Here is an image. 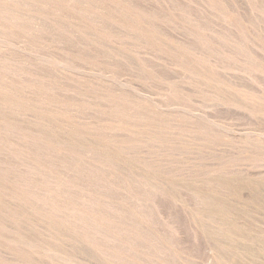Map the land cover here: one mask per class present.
<instances>
[{"label":"rangeland","instance_id":"374dc122","mask_svg":"<svg viewBox=\"0 0 264 264\" xmlns=\"http://www.w3.org/2000/svg\"><path fill=\"white\" fill-rule=\"evenodd\" d=\"M128 1V2H127ZM130 1V2H129ZM138 1H139V3H138ZM181 1V2H180ZM187 1V2H186ZM194 2H192V0H184V1H182V0H161V2H160V0H122V2L123 3H129V5H132L131 7H135V8H139V7H141V9H138L139 11H143L144 13L146 12V14L147 13H150V14H153V17L154 16H158V18H157V16H156V18L152 21H149L148 20V23H146V21H145V23H144V21H140V23L141 24H139V25H141V26H144V25H142V22L147 26V28H148V30H149V27H150V29L152 28V29H156V31H157V34H155L154 35V37L153 38H156V40H159V41H161V43L163 44V46H164V48L166 47V46H168L170 49H174L175 47H177V48H175L176 50L178 49V50H180L182 47L184 48V49H186V51L188 52V59H192V60H196V59H198V61L200 62H202L203 64H205L206 65V67H208V69H210V70H212V72L211 71H207V76H213L217 81H218V86H221V87H224V88H222V90H224V92L227 94V95H229V96H231V97H235L234 95H235V93L238 95V96H240V97H242V96H245L247 99H251V98H253V99H255L256 101H262V102H264V53L263 52H261L259 49H260V47L258 48V46H264V16H262V15H264L263 13H264V11L262 12V11H260V12H257V13H255V14H257L256 16L255 15H253V14H250V7H251V3H253V2H255V0H213V1H215V2H219V4L221 5H223L224 7V9L225 8H227L228 10H229V13H231V14H233L234 16H236V18H237V23L235 24V26H233V25H226L225 23H223V20H222V18L221 17H219L218 15H216L210 8L208 9V10H210V12L208 11V10H204L203 9V6L200 4V0H193ZM198 1V2H197ZM227 1H228V3H227ZM236 1V2H235ZM252 1V2H251ZM17 2H18V4H17ZM17 2L15 3V5L17 6H15L16 8H18V7H20V12L21 11H23V13H22V15H24V14H28V17L30 16V20L28 21V20H25V17L23 18V19H21V20H19L18 21V23L16 22L15 24H17V25H19V22L21 23V27H24V28H27L28 26H30L31 27V25H30V23L31 24H35L36 26H34V24H33V26H34V28L29 32V35L31 36V38L29 39L31 42H30V45H29V40L28 41H26L25 43H24V45H23V43L21 44V49L23 50V46H25L26 44H28V46L27 47H25L24 48V50H25V52H23L22 50H19V51H17V50H15V48L13 49V47H6V45H4V42L2 41L3 39L5 40L6 38L8 39V38H11V40H13V41H16V39H15V37L14 36H11V32L13 33L14 31H17V29H15V28H12L11 29V32L9 31V30H7V31H4V32H2L3 34H1V36H0V63L2 64V62L4 61V60H8V59H10L11 61V66H10V63H9V61L7 62V63H9V65L6 63V65H5V67H7V69L6 68H1V66H0V84H1V88H0V91L2 92V90H4L3 88H5V89H7L8 90V88H11L10 90H9V92L13 95V97L15 96H17L18 95V93H19V95H20V92H21V94L22 93H24V94H26V96H24V95H22V96H24L23 98L25 99H23L22 97H21V95L19 96V97H16L15 99L17 100H24V101H22L21 103H17L18 105H20V107H17V106H10V107H8L9 105L8 104H6L4 107L2 106L1 108H0V110L2 111V112H5V113H7V114H9V116H10V113L12 114L11 115V118L12 119H14V121H16V119H17V122L19 121L20 122V124L21 123H23L22 124V126L25 124V126H28V127H33V125H34V122L36 123L37 122V124H35L34 125V127L35 126H37L38 125V128H39V124L38 123H40L41 122V120H40V118L38 117L37 118V116L35 117V118H37V119H39V122L37 121V119H35V118H30L28 115L30 114L29 113V111L27 110V109H25L26 108V106H28L29 104H28V102L30 103V105H31V102H32V100L34 101V102H32L33 104L35 103V105H37L39 108L42 106V104H43V106H42V108H45V105H47V104H45L42 100H44V99H46V97H48V100L49 101H53V102H55L58 106H60V107H58V109H57V111H58V113H55L54 111H53V113L51 112V118H50V116H49V112H48V114H46V115H44L43 114V116L44 117H46L48 120H50L51 121V119H54L53 117H59L60 118V116H61V118H62V120H65V118L66 119H68L67 121L70 123L71 122V124H75L76 126L78 125L79 126V128L81 127L82 129H83V131L85 130L86 131V129H87V131L89 132V134H87L88 132L86 131V133L84 134V135H82V136H85V137H78V138H84V139H86L87 140V138H88V141H91V142H94V144H98V145H102V143L104 142H106V141H110V139H112V141H110V142H108L107 143V145L111 148V149H116L117 148V154H119V157L122 159V160H128V161H130L131 162V164H135L134 166H136V167H143V168H145V167H147V168H145L146 170H149V171H151V172H153V173H157V174H160V176L161 177H163V179H161L162 180V182L163 183H166V185L168 186V187H166V185H164L163 183H161L160 181H157V182H153V183H155L156 185L159 183V185H153V184H151L149 181H148V183H146V180L143 178V180H142V178L139 180V177H137V175L135 174V173H132V172H130V171H127V170H123V167L122 168H120L119 166L117 167L116 166V164H114L113 162H111L109 159L107 160V161H105V163H104V165H102L101 166V163L102 162H99V164L97 163L96 164V162H94V164H95V166H94V168H95V170H97V171H95V172H99V170H100V173L102 172V174H99L100 175V178L98 177L97 178V173H96V177H94L93 179H94V182L92 183V185L88 188L87 186V183L90 185V180H87V177L88 176H92L93 177V173L91 172V170H93L92 168H91V170H90V172H89V170H87L86 168H83V169H81V170H78L77 171V174H76V172H75V170H74V172H68V171H66V174L68 173V175H67V178L68 177H70V175L71 174H74V175H71V179L73 178L72 176H75L76 175V177H77V179L74 177L73 178V181H74V179L76 180V183H77V180H78V175L80 174V179L78 180V182H80V185H81V187L83 186V188H85V189H87V190H89L90 192H93V193H95L96 195H98L99 196V198H101L102 197V200L101 201H103L104 202V198L105 199H107L108 201H110V202H108L107 200H105V201H107V207H106V202H105V206H104V204H103V206H102V209H101V207H99V209L98 208H96V209H94V211H97V212H100V213H102L103 211V214L105 215V216H109V215H113L114 216V214L113 213H116V211H115V209H114V206H115V203H116V205H118L117 203H121V204H123L124 203V205L126 204V206L128 205V203H129V205L127 206V207H130L131 209H132V207H133V210H135V211H138L139 212V215L141 216V217H144V218H142V220H144L145 222H146V220H147V223L146 224H148L149 226H145V222H144V225L142 226V225H139V226H135L136 227V230L137 231H139V232H141V233H143V234H146V235H149V236H151V238L148 240V242H145V243H141V242H139L137 245H138V248H137V251L138 252H140V255L142 254V258L141 259H143L144 258V264H167L168 262H169V264H172L173 263V261H174V263L176 264V262H177V264L179 263L176 259H177V257L174 255V258L172 257V255H173V251H172V253L167 249V253L166 252H164L165 250H161V247L159 248V246H161V244H159V243H157V241L155 240V239H159V238H155L156 237V235H159L160 234V237H162V241L163 242H165L166 243V245H168V247H169V249H171L170 248V246L171 245H173V249H175V252L177 253L178 252V254L179 255H181V257L182 258H185L186 257V255H187V258H185L186 260H188L187 262L189 263V264H191L192 263V261H193V263H194V261L196 262V263H194V264H240V256H239V254L238 253H236L237 251H235V249H234V251H233V248H232V250H231V252H229L230 251V249L231 248H229L228 249V247H227V252L225 251V249H224V251L225 252H223L222 250H223V248H219L218 246V244H220V242L221 243H223V242H228V240L229 239H226V240H224V239H221V238H223L224 236H225V238H226V236H227V233L226 232H223V231H225L224 229H225V226L223 227V229L220 231V229H219V225L220 224H222V221H221V219L219 218V217H213V218H206L207 216L206 215H202L203 214V207H204V204H202L201 202H198V201H196V197H197V195H200L201 193H205V195H207L208 197H210V199H212V200H214V201H219L222 205L223 204H226V205H230V206H232V209H231V211L228 213V217L232 220V219H238L239 218V214L237 213V211L238 210H234L235 209V207H236V205H237V201H238V197H237V192H236V185H237V183L239 182V181H241V180H249V181H251V180H253L254 178H255V176H252V174H258V170H260V168H256V165L258 166V165H260V164H264V118H263V116H264V114H260V115H254V114H251V113H249V111H247V110H245V109H242L241 107H236V106H234V105H227V103L225 104V101H223V100H225V99H223V97L224 96H221L222 97V99H220L221 97L220 96H217L215 93H214V90L211 88V87H208V86H206L205 84H203L202 82H200V80L198 81V80H195V78H193L192 79V76H191V79H190V75L188 74H185L184 72H182L181 70H179L178 68L176 69V67H175V69H173L172 67L173 66H171V62L170 61H173L172 59H171V57H168L167 55H168V53L166 54L165 52H167V51H163L162 49H159V48H157V49H155V48H151V47H146L145 48V46H143V45H145L144 44V40L143 39H135V41H134V39H132V37H129V38H126V37H123V39L122 38H119L117 35V33H121L120 31H118V29H116L112 24H110L109 22H107V21H102V24H104V25H102L101 24V21L99 20V19H97V18H95V19H97V22H96V20H91V21H86V22H88V23H94L95 22V24L94 25H96V26H99V27H101V28H104V33H106V34H113L114 35V33L116 34V35H114L113 36V40H110V41H104L105 39V36L103 37V35L99 32L98 33V35L99 36H97V37H93V38H91V37H88V36H85V35H80L79 34V32L80 31H85L86 30V28H84V27H86L87 26V24L85 23H80V27H78L77 29H75V27H74V25H76L77 24V22L75 21V20H72V19H70V21L68 20V22H67V20L66 21H60V24L61 25H63L62 27L64 28H61V25L59 24V25H57L55 22H53V25L54 26H51L52 25V23H50L49 21L48 22H44L42 19H41V22H39L40 21V19L38 20V15H36V14H38V12H36L37 11V9H39V10H42V9H44L45 10V8H44V6H45V4H44V6L42 7L41 5H40V3H41V1H40V3H38L39 2V0H36V1H34L33 0V2L32 3H28L26 0H17ZM63 2V1H62ZM180 2V3H179ZM184 2V4H182L181 5V3H183ZM186 2V3H185ZM249 2H250V4H249ZM61 3V2H60ZM126 3V4H127ZM135 3H136V5H135ZM166 3V4H165ZM172 3V4H171ZM202 3H204L205 5L207 4V3H205V2H203V0H202ZM216 3V4H217ZM32 4H36V7H37V9L34 7V6H32ZM63 4V3H62ZM64 4H65V2H64ZM69 4V5H68ZM67 4V2H66V6H68V7H72V5L70 4V3H68ZM165 4V5H164ZM176 4H177V6H176ZM179 4V5H178ZM189 4V5H188ZM198 4V5H197ZM226 4L228 5V6H226ZM20 5V6H19ZM57 5V4H56ZM71 5V6H70ZM141 5V6H140ZM158 5H159V8H158ZM170 5V6H169ZM186 5H187V7H186ZM200 5H201V8H200ZM220 5H218V7L220 6ZM222 5H221V7H222ZM23 6H25L26 7V9H25V7H23ZM51 6V5H50ZM180 6V7H179ZM23 7V8H22ZM30 7H31V9L32 10H34L33 12H31V10H28V8L30 9ZM42 7V8H41ZM46 7V6H45ZM81 7H83V5L82 6H80V9H81ZM84 7H86V6H84ZM189 7V8H188ZM51 8V7H50ZM49 7H46V9L49 11V9H50ZM150 8H152V10L150 9ZM162 8V9H161ZM175 8V9H174ZM194 8V9H193ZM196 8V9H195ZM22 9H25V10H22ZM53 11L55 10V9H57V8H54V7H52L51 8ZM83 10H84V8H82ZM144 9H147V11L146 10H144ZM171 9V10H170ZM173 9V10H172ZM191 9V10H190ZM192 9H193V11H192ZM203 9V10H202ZM227 9H225V10H227ZM27 10V11H26ZM36 10V11H35ZM52 10H50L49 12H51V13H53V11ZM86 10H88L87 9V7H86ZM163 10V11H162ZM166 10V11H165ZM179 10V11H178ZM180 10H181V12H180ZM186 11L187 10V13L186 12H183V11ZM195 10V11H194ZM196 10H197V12H196ZM228 10H227V12H228ZM85 11V10H84ZM89 11V10H88ZM152 13H151V12ZM189 11V12H188ZM162 12H163V14H162ZM31 13V14H30ZM58 13H59V11H58ZM157 13V14H156ZM174 13V14H173ZM196 13H197V15H196ZM262 13V14H261ZM20 14V13H19ZM30 14V15H29ZM54 14H55V12H54ZM60 14V13H59ZM154 14H156V15H154ZM165 14V15H164ZM169 14H172L171 16H168ZM181 14H182V16H181ZM183 14H184V17H183ZM186 14V15H185ZM188 14H189V16H188ZM195 14V15H194ZM25 15V16H26ZM31 15H32V18H31ZM193 15V16H192ZM207 15H210L209 17L207 16ZM242 15V16H241ZM254 17V18H252V16ZM260 15H261V17H260ZM160 16V17H159ZM179 16V17H178ZM187 16V17H186ZM195 16V17H194ZM258 16L260 17V19H258ZM52 17V16H51ZM170 17V18H169ZM172 17H174V19L173 20H171V18ZM194 17V18H193ZM211 17H213V18H211ZM218 19H217V18ZM33 18H35V19H33ZM164 18V19H163ZM165 18H167V19H165ZM169 18V19H168ZM221 18V19H220ZM240 18V19H239ZM33 19V20H32ZM94 19V18H93ZM161 19V20H160ZM215 19V20H214ZM262 19H263V21H262ZM22 20H24V21H22ZM36 20H38V21H36ZM168 20V21H167ZM170 20H171V22H170ZM211 20V21H210ZM222 20V21H221ZM98 21H99V23H98ZM156 21V22H155ZM174 21V22H173ZM213 21H215V22H213ZM251 21H253L252 23H251ZM254 21L256 22V23H254ZM23 22H24V24H27V22H29V24H28V26L27 25H24L23 26ZM74 22V23H73ZM189 22V23H188ZM218 22V23H217ZM219 22H220V24H219ZM261 22H263V23H261ZM49 23H50V25H49ZM98 23V24H97ZM152 23V24H151ZM251 23V24H250ZM39 24H40V27H43V28H40L39 27ZM45 24H47L46 26H44ZM69 24H70V28H67V27H69ZM73 24V25H72ZM157 26H155V25ZM182 24V25H181ZM189 24V25H188ZM218 24V25H217ZM240 24V25H239ZM186 25V26H185ZM27 26V27H26ZM38 26V27H37ZM50 28H49V27ZM65 26H67V27H65ZM104 26V27H103ZM146 26L144 27L145 29H147L146 28ZM223 26V27H222ZM227 28H226V27ZM257 26V27H256ZM258 26H259V28H258ZM48 27V28H47ZM81 27H83V28H81ZM156 27V28H155ZM184 27V28H183ZM206 27V28H205ZM256 27V28H255ZM37 28V30H38V28H40V30H39V32H35V29ZM46 28V29H45ZM58 28V29H57ZM109 28V29H108ZM114 28H115V30H114ZM181 28V29H180ZM208 28H210V29H208ZM262 28V29H261ZM49 29V30H48ZM108 29V30H107ZM184 29V30H183ZM187 29V30H186ZM217 29V30H216ZM225 29H227L226 31H224ZM13 30V31H12ZM56 30V31H55ZM110 30H111V32H110ZM193 30V31H192ZM256 30V31H255ZM263 30V31H262ZM10 32V34H9V32ZM19 32L18 33H23L22 32V30L20 31V30H18ZM50 31V32H49ZM55 31V32H54ZM65 31V32H64ZM205 31H206V33H208V34H206L205 33ZM238 31V32H237ZM8 32V33H7ZM44 32V33H43ZM48 34V35H46V33ZM72 32V33H71ZM108 32V33H107ZM162 32H163V34H162ZM187 32V33H186ZM260 32V33H259ZM31 33H33L34 34V36H36V38H34L33 40H31L32 39V37H34L33 36V34H31ZM36 33H37V35H36ZM50 33V34H49ZM52 33V34H51ZM57 33V34H56ZM61 33L62 34H64V35H61ZM180 35H179V34ZM196 33H201V37L203 38V39H200L199 40V38H198V36H197V34H196V37H195V34ZM235 34V38H234V34ZM240 33V34H239ZM245 33V34H244ZM258 33V34H257ZM16 34V32L14 33V35ZM45 34V35H44ZM55 34V35H54ZM60 34V35H59ZM78 34V35H77ZM182 34V35H181ZM214 34V35H213ZM232 34V35H231ZM4 35H5V37H4ZM9 35V36H8ZM13 35V34H12ZM49 35H50V37H49ZM54 35V36H53ZM165 35H167V36H165ZM240 35H241V38H240ZM246 35H247V37H246ZM252 35V36H251ZM254 35V36H253ZM58 36V37H57ZM78 36H79V38H78ZM80 36H82L83 37V40H82V37H81V40H80ZM116 36V37H115ZM158 36V37H157ZM193 36V37H192ZM236 36H238V37H236ZM42 37V38H41ZM57 37V38H56ZM187 37V38H186ZM244 37V38H243ZM3 38V39H2ZM66 38V39H65ZM197 38H198V40H197ZM237 38H239V42L238 43H236V41H238L237 40ZM6 39V40H7ZM49 39H50V41H49ZM56 39V40H55ZM58 39V40H57ZM60 39V40H59ZM86 41H85V40ZM188 39V40H187ZM212 39H213V41H212ZM247 39V40H246ZM250 39V40H249ZM260 39H261V41H260ZM5 40V41H6ZM38 40H39V43H38ZM140 40V41H139ZM142 40V41H141ZM194 40V41H193ZM205 42H204V41ZM37 41V42H36ZM52 41V42H51ZM58 41V43H56ZM100 41H103V42H105L104 44H101V42ZM125 41H127V42H125ZM131 41H134V42H132L131 43ZM183 41V43H181ZM243 41V42H242ZM247 42V43H244V42ZM252 41H253V43H252ZM254 41H255V43H254ZM33 42V43H32ZM85 42H87V43H85ZM111 44H110V43ZM114 42V43H113ZM123 42V43H122ZM129 42V43H128ZM135 42H137V44H135L136 46L138 45V44H140V46H135L133 43H135ZM242 42V43H241ZM40 43H41V45H40ZM80 43V44H79ZM120 43H122V44H124L125 46H123L122 44H120ZM128 45H127V44ZM130 43H131V45H130ZM221 43V44H220ZM236 43V44H235ZM239 43H241L242 45H243V47H240V45H238ZM35 44V45H34ZM43 44H44V46H45V44L47 45L46 47H43ZM78 44V45H77ZM82 44V45H81ZM86 44V45H85ZM106 44V45H105ZM133 44V45H132ZM210 44V45H209ZM247 44L248 45V47H247V45H246V49H245V45ZM2 45V46H1ZM70 45V46H69ZM109 45H110V47H109ZM121 45H122V47H124L123 48V50L122 49H118L119 47H121ZM209 45V46H208ZM220 45H222L221 47H220ZM239 46V47H237V46ZM255 45H256V47H255ZM35 46H37V47H35ZM48 46H49V48H48ZM51 46H52V49H51ZM106 46H108V47H106ZM135 46V47H134ZM171 46V47H170ZM188 46V47H187ZM214 46H215V48H214ZM3 47H6L8 50H6V48L5 49H3ZM33 47H35V48H33ZM39 47H40V49H39ZM113 47V48H112ZM131 47H133V48H131ZM192 47V48H191ZM250 47V48H249ZM31 48V49H30ZM39 50V52H37V53H34V51L36 52V51H38L37 49ZM60 48V49H59ZM62 48V49H61ZM83 48V49H82ZM106 48L108 49V50H106ZM131 48V49H130ZM149 48V49H148ZM167 48V47H166ZM190 48V49H189ZM203 48H204V50H203ZM252 48V49H251ZM11 49H13V51L11 50ZM41 49H43V52H44V50H48V52L47 51H45L44 53L43 52H41ZM58 49H59V51H58ZM79 49H81V50H79ZM119 50V52H118V50ZM140 49V50H139ZM154 49H155V54L153 53L154 52ZM208 49H209V51H208ZM253 49L255 50V52L253 51ZM256 49H257V51H256ZM65 50H66V53H65ZM70 50V51H69ZM85 51V55H84V52L82 53V51ZM114 50V51H113ZM115 50H117V52H116V54H115ZM134 50H136V52L134 51ZM145 50V51H144ZM166 50H168V48L166 49ZM194 50V51H193ZM16 51V52H15ZM30 51V52H29ZM33 51V52H32ZM76 51H77V53H76ZM113 51V52H112ZM153 51V52H152ZM197 51V52H196ZM204 51H205V53H204ZM210 51H213V52H210ZM242 51V52H241ZM21 52V54H20V57H19V53ZM42 53V55H43V57H39L40 55H41V53ZM55 52H57V53H55ZM74 52H75V54H74ZM142 52H145V53H141ZM161 52V53H160ZM253 52V53H252ZM258 52V53H257ZM38 53H39V55H38ZM81 53V54H80ZM120 53H121V55H120ZM136 53V54H135ZM139 53V54H138ZM147 53H149V54H147ZM151 53H153V55L151 54ZM214 53V54H213ZM247 53V54H246ZM257 55H256V54ZM44 54H49V55H47V57L48 58H53V59H59V60H61V62H63V64H69V67H73L74 65H73V63L75 64V66L73 67L74 69H75V72L77 73V74H74V75H71V74H68V73H70V71L68 70V71H66L67 69H65V72H68L67 74L65 73L64 75H63V73H64V70H62V71H59V69H61V67L60 66H62V65H56V66H58V67H55V66H51V65H49V64H45V59H42V58H44ZM60 54H65V56L63 57L62 55H60ZM109 54H111L110 56H109ZM115 54V55H114ZM158 54V55H157ZM207 54V55H206ZM9 55V56H8ZM11 55V56H10ZM25 55V56H24ZM46 55H45V58H46ZM57 55H59V56H57ZM66 55L68 56V57H66ZM108 55V56H107ZM123 55V56H122ZM240 55H242V56H240ZM2 56V57H1ZM82 56V57H81ZM114 56V59L112 58V60H111V58L110 57H113ZM151 56V57H150ZM208 56V58H206ZM7 57V58H6ZM16 57H17V59H16ZM28 57H30V59L28 58ZM66 57V58H65ZM70 57V58H69ZM109 57V58H108ZM124 57V58H123ZM159 57V58H158ZM163 57V59H161ZM223 57V58H222ZM251 57V58H250ZM6 58V59H5ZM68 58V59H67ZM76 58V59H75ZM116 58H117V60H116ZM125 58H126V60H125ZM149 58V59H148ZM153 58V59H152ZM165 58V59H164ZM166 58H167V60H166ZM250 58V59H249ZM23 59V60H22ZM52 59V60H53ZM65 59H67V62H65ZM73 61H71V60ZM108 59V60H107ZM155 59V60H154ZM169 59V60H168ZM201 59V60H200ZM234 59V60H233ZM32 60H34V61H32ZM41 60V61H40ZM77 60V61H76ZM144 60V61H143ZM161 60V61H160ZM236 60H237V63H236ZM36 61V62H35ZM43 61V62H42ZM68 61H70V63H68ZM75 61L77 62V63H75ZM81 63H80V62ZM103 61L105 62V63H103ZM145 61H147V62H145ZM211 61V62H210ZM232 61H233V63H232ZM92 64H91V63ZM137 62V63H136ZM166 62V63H165ZM215 62V63H214ZM231 62V63H230ZM255 62V63H254ZM21 63V64H20ZM42 63V64H41ZM135 63V64H134ZM142 63V64H141ZM147 63V64H146ZM262 63V64H261ZM0 64V65H1ZM19 64V65H18ZM35 66H34V65ZM76 64H78L77 66H76ZM133 64V65H132ZM255 64V65H254ZM261 65V66H258V65ZM14 65L17 67H14ZM26 65H27V67H26ZM32 65V66H31ZM38 65V66H37ZM135 65V66H134ZM138 65V66H137ZM142 65V66H141ZM171 66V68H170V66ZM37 66V68H35ZM42 66V67H41ZM46 66L48 67V69L46 68ZM80 66V67H79ZM128 66V67H127ZM140 66L142 67V69L140 68ZM146 66V67H145ZM147 66H149L148 68H147ZM154 66V67H153ZM164 66V67H163ZM245 66V67H244ZM8 67H9V69H10V67H11V69L9 70V71H7L8 70ZM23 67V68H22ZM78 67H79V69H78ZM95 67V68H94ZM102 67V68H101ZM126 67V68H125ZM133 67V68H132ZM137 69H136V68ZM145 67V68H144ZM218 67H220V68H218ZM224 67V68H223ZM226 67V68H225ZM230 67V68H229ZM33 68V69H32ZM82 70H81V69ZM83 68H85V69H83ZM88 68H89V70H88ZM140 68V69H139ZM166 68V69H165ZM238 68V69H237ZM247 68V69H246ZM2 69V70H1ZM12 69H13V71H12ZM41 69V70H40ZM43 69V70H42ZM58 71H57V70ZM86 69H87V71L88 72H86ZM91 69H93V70H91ZM96 69V70H95ZM97 69H100V70H97ZM101 69H102V72L104 71V72H107V73H110V74H112L111 72H113V75H115L117 78H118V82L119 83H125L126 85L124 86L123 84H121L122 85V87H121V85L119 86V85H116V86H112L111 84H109V83H107V82H105L104 80H101V79H99L98 80V77H99V74H96V75H94V73H96L97 71H101ZM105 69V70H104ZM156 69V70H155ZM170 69H172L171 71H170ZM207 69V68H206ZM240 69V70H239ZM242 69H244V70H242ZM5 70V71H4ZM16 71V73H15V71ZM19 70H21V71H19ZM26 70V71H25ZM38 70V71H37ZM44 70H46V71H44ZM51 70V71H50ZM57 71V73L55 74L54 72H56ZM150 70V71H149ZM245 70H246V72H245ZM261 70V71H260ZM13 73H12V72ZM34 71V72H33ZM47 71H49V72H47ZM79 71V72H78ZM85 71V72H84ZM93 73H92V72ZM95 71V72H94ZM142 71V72H141ZM144 71V72H143ZM178 71H179V73H178ZM10 72V73H9ZM58 72H61V74H60V76H59V73ZM63 72V73H62ZM90 72V73H89ZM135 72V73H134ZM151 72H152V74H151ZM155 72V73H154ZM175 72H177L176 73V75H175ZM49 73V74H48ZM52 73V74H51ZM85 73V74H84ZM117 73V74H116ZM3 74V75H2ZM36 74V75H35ZM43 74V75H42ZM58 74V75H57ZM80 74V75H79ZM83 74V75H82ZM86 74H87V76H86ZM92 75V77L94 76V78L95 79H93L92 77V79H93V82H92V79L90 78V75ZM158 74V75H157ZM184 74L186 75V76H184ZM229 74V75H228ZM34 75H35V77H34ZM50 77H49V76ZM53 75V76H52ZM57 75V76H56ZM79 75V76H78ZM142 75V76H141ZM155 75H156V77H155ZM221 75H225V77H227L226 79H227V81H226V79H225V77L224 76H222L221 77ZM5 76H7V78L5 77ZM10 76H11V79H10ZM25 76V77H24ZM41 76V77H40ZM42 76H44V77H42ZM48 76V77H47ZM54 76H55V80H54ZM64 76V77H63ZM73 76V77H72ZM84 76V77H83ZM120 76H121V78H120ZM147 76H148V78H147ZM149 76H150V78H149ZM187 76H189V77H187ZM217 76H218V78H217ZM257 77V78H255V77ZM5 79H4V78ZM17 77V78H16ZM53 77V78H52ZM65 77H67V79L65 78ZM97 77V78H96ZM165 77H166V79H165ZM224 77V78H223ZM57 78V79H56ZM61 78H62V80H61ZM63 78L65 79V81L63 80ZM70 78H74L73 80H75V81H73V80H70ZM157 78V79H156ZM174 78V79H173ZM15 79V80H14ZM19 79V80H18ZM25 79V80H24ZM27 79V80H26ZM80 79H82V80H80ZM156 79V80H155ZM35 80H37V81H35ZM46 80V81H45ZM50 80V81H49ZM61 80V81H60ZM95 80V81H94ZM189 80H191L190 82H189ZM8 81V82H7ZM15 81H16V83H15ZM146 81V82H145ZM65 82H66V85H65ZM75 82V83H74ZM156 82V83H155ZM179 82V83H178ZM228 82V83H227ZM8 83H10V84H8ZM21 83V84H20ZM24 83V84H23ZM55 83V84H54ZM60 83H64L63 85H64V87H65V89L63 88V85H62V88H59V87H61V84ZM92 83H93V85H92ZM151 83H153V84H151ZM169 83V84H168ZM181 83H182V87H180L181 86ZM233 83V84H232ZM14 84H15V86H14ZM41 84L43 85V87L41 86ZM46 84L48 85V84H50V85H53L54 86V89L52 90L51 89V92H50V90H46V88H44V86H46ZM57 84V85H56ZM89 86H88V85ZM106 85V86H104V85ZM151 84V85H150ZM162 84V85H161ZM166 84V85H165ZM174 84H175V86H174ZM179 84V86H177V85ZM241 84V85H240ZM40 85V86H39ZM58 85H59V87H58ZM70 85V86H69ZM96 85V86H95ZM173 85V86H172ZM18 86V87H17ZM22 86H24V87H22ZM26 86V87H25ZM38 86V87H37ZM71 88V90H72V92H71V90H70V88ZM72 86V87H71ZM74 86V87H73ZM76 86H79L78 88L76 87ZM131 86V87H130ZM161 86V87H160ZM235 86H237V88L235 87ZM39 87H41L42 89H40ZM75 87H76V89H75ZM90 89H89V88ZM103 87H105V89L103 88ZM109 87H111V88H109ZM121 87V88H120ZM163 87V88H162ZM171 87V88H170ZM175 87L177 88V89H175ZM186 87V88H185ZM30 88V89H29ZM44 88V89H43ZM59 88V89H58ZM82 88H83V90H82ZM108 88V89H107ZM131 88V89H130ZM211 88V89H210ZM14 89H15V91L17 92H15L14 91ZM17 89V90H16ZM34 89V90H33ZM61 89V90H60ZM87 89V90H86ZM94 89V90H93ZM116 89V90H115ZM167 89V90H166ZM169 89H170V91H169ZM193 91H192V90ZM200 89V90H199ZM226 89V90H225ZM25 90H26V92H25ZM77 90H79V91H81L82 93H88V95L87 96H80V98H81V100H80V98L79 97H77V95H75V92L77 91ZM95 90H97L96 91V93L97 94H95ZM110 90V91H109ZM175 90L176 91H178L179 92V98L177 97L178 95V93H176L175 92ZM183 90V91H182ZM185 90H187L188 91V93H191L192 95H189L188 93H187V91H185ZM209 90V91H208ZM34 91H35V94H34ZM37 91V92H36ZM84 91V92H83ZM102 91V92H101ZM118 91V92H117ZM123 91V92H122ZM167 91H168V93H167ZM175 93V96L174 97H172L174 94H173V92ZM196 91V92H195ZM207 91H208V93H207ZM241 91V92H240ZM70 92V93H69ZM80 92V93H81ZM101 92V93H100ZM171 92H172V95H171ZM198 92V93H197ZM253 92L255 93V95L253 94ZM10 93H7V95H10ZM15 93H16V95H15ZM33 93V94H32ZM69 93V94H68ZM108 93V95H106ZM114 93V94H113ZM142 93V94H141ZM181 93V94H180ZM187 93V94H186ZM195 95H194V94ZM208 95H207V94ZM252 93V94H251ZM28 94V95H27ZM30 94V95H29ZM38 94V95H37ZM44 94H46V95H48V96H46L45 95V97H42ZM60 96H59V95ZM102 94V95H101ZM127 94V95H126ZM163 94H164V97H163ZM170 94V95H169ZM113 95V96H112ZM147 95V96H146ZM149 95V96H148ZM167 95H168V97L170 98H168L167 97ZM257 95V96H256ZM0 96H1V93H0ZM38 96H39V98H38ZM58 96H59V98H58ZM62 96V97H61ZM75 96V97H74ZM88 96H89V98H93L94 99V101H93V99H89L88 100ZM101 96V97H100ZM104 96H105V100L107 101V99H108V101H110V102H112V98L111 97H113V100H114V96L116 97V98H118L119 97V101L115 98V100H117L116 102H115V100H114V102L113 103H111V105H114L115 106V104L116 103H118L119 102V104H125V105H127V103H126V101L127 100H129V102H128V104L130 103V105H127V106H129V107H124V109L126 108V110H127V112H129L128 114L126 113V115L128 116V118L126 119V117L125 118H123L122 120H124V121H120L119 123L120 124H125V122H126V120H128L129 119V121H131V122H134L135 120L138 122L139 120H140V122L142 123V124H144V123H152V124H155V123H153L154 122V117H155V120L157 119V121H156V124H155V126H154V128L152 127V126H150L148 129L151 131V138L152 139H150V137L148 138V132L146 131H144V134H143V136L144 137H142V136H136V135H133L132 137H134V139L135 140H131V142L133 141V144H131L130 145V143H129V148H130V150H129V148H128V146L126 147V146H123L122 147V145H121V143L120 144H118L117 143V140L119 139V137H126V140H127V142L129 141L130 142V140H129V138H131V135L130 134H128L130 137H128L127 138V136L128 135H126V136H123V133H120V131L118 132V130H115V129H111V128H114L115 126H117V125H119L118 124V122H112L111 120H110V117H111V114L112 113H114L115 112V110H114V107L112 106L111 107V105H110V102H106L105 100H104ZM127 96V97H126ZM142 96H144L143 98H148L149 100H151V102L152 103H156V104H158L159 106H162V104H163V102H164V104H163V109H161V110H154L153 111V106H151V109L149 108L148 110H150L152 113H156V114H151V112L150 111H148V110H146V108L149 106H146V108H145V105H143L144 104V102L142 103L141 102V100H142ZM185 96V97H184ZM262 96V97H261ZM22 99H21V98ZM61 97V98H60ZM67 97V98H66ZM102 97H103V101H102ZM124 97V98H123ZM175 97H177L179 100L181 99V97H182V99H183V101H184V98H185V102H183V103H185L184 104V107H183V110H172V109H170V110H168V109H165L166 108V106L167 105H169V102L170 103H173V99L175 100ZM207 97V98H206ZM210 97V98H209ZM255 97V98H254ZM260 97V99L258 100V98ZM32 98V99H31ZM40 98H42V100L40 99ZM44 98V99H43ZM54 98H55V101H54ZM70 98V99H69ZM76 100H75V99ZM84 98H85V100H84ZM101 98V99H100ZM109 98H110V100H109ZM121 98H122V100H123V103H122V100H121ZM125 98H127L126 99V101H125ZM194 98V99H193ZM202 98V99H201ZM257 98V99H256ZM28 99V100H27ZM156 99V100H155ZM172 99V100H171ZM189 99V100H188ZM204 99H206L205 101H203ZM26 100L28 101L27 103H26ZM36 100H38L39 102H37V104H36ZM73 100V101H72ZM82 100H83V102H85V103H83L82 102ZM88 100V101H87ZM170 100V101H169ZM188 100V101H187ZM196 100V101H195ZM46 101V100H45ZM60 101V103H58ZM63 101V102H62ZM90 101V102H89ZM121 101V102H120ZM124 101H125V103H124ZM132 101V102H131ZM153 101H155V102H153ZM157 101V102H156ZM165 101H166V103H165ZM210 101V102H209ZM23 102L26 104V106H24L25 104H23ZM88 102V103H87ZM205 102V103H204ZM87 103V104H86ZM96 103V104H95ZM132 103V104H131ZM134 103V104H133ZM16 104V105H17ZM21 104H23V106L21 105ZM28 104V105H27ZM45 104V105H44ZM76 104V105H75ZM99 104H100V106H99ZM118 104V105H119ZM161 104V105H160ZM166 104V105H165ZM190 104V105H189ZM11 105H13V104H11ZM73 105V106H72ZM75 105V106H74ZM102 105H103V107H102ZM109 105V106H108ZM117 105V104H116ZM124 105V106H125ZM135 105V106H134ZM150 105H152V104H150ZM155 105V104H154ZM190 107H189V106ZM193 105H195L194 107H191V106H193ZM203 105V106H202ZM216 105V106H215ZM77 106H79L80 107V109L77 107ZM94 106V107H93ZM106 106V107H105ZM110 108V110H111V112L112 113H110V111H109V108ZM209 106H210V108H212V109H210L209 108ZM215 106V107H214ZM217 106H218V109H217ZM220 106V107H219ZM47 107H50L49 106V104H48V106ZM46 107V108H47ZM76 107V108H75ZM116 107V106H115ZM150 107V106H149ZM4 108V109H3ZM5 108H7V109H5ZM10 108V109H9ZM15 108V109H14ZM20 109V111H19V109ZM90 108V109H89ZM95 110H94V109ZM100 108V109H99ZM101 108H104V110L103 109H101ZM111 108H113V109H111ZM128 108V109H127ZM142 108V109H141ZM12 109V110H11ZM23 109H25V110H23ZM85 109V110H84ZM133 110V112H132V110ZM155 109V108H154ZM190 109V110H189ZM204 109V110H203ZM210 109V110H209ZM214 109V110H213ZM222 109V110H221ZM15 112H14V111ZM65 110V111H64ZM67 110V111H66ZM76 110H78V111H76ZM92 112V113H90V111ZM98 110L100 111L99 113H98ZM108 110V111H107ZM129 110V111H128ZM162 110L164 111L161 115H162V117H161V115H160V112H162ZM184 110H185V113H184ZM206 110V111H205ZM18 111H19V115H17L18 114ZM47 111H49V110H47ZM52 111V110H51ZM56 111V112H57ZM60 111V112H59ZM70 111H71V113H70ZM85 111V112H84ZM104 111H105V113H107V114H105L104 113ZM141 112L142 114L143 113H150L151 114V116H152V118H150V119H148V118H146V121H145V119L144 118H141L142 120H144V122H142V120L141 119H135V120H133V116H135V115H138L137 117H139V113L138 112ZM158 111H159V113H158ZM165 111H166V113L169 115V114H171V115H166V113H165ZM172 111V112H171ZM26 112H28V114L26 113ZM69 112V113H68ZM81 112V113H80ZM93 112H95V113H93ZM136 112H137V114H136ZM199 112H200V114H199ZM208 112V113H207ZM212 112V114H210V113ZM15 113H17V114H14ZM74 113V114H73ZM80 113V114H79ZM87 113V114H86ZM179 113H181L182 115H183V113L184 114H188V116H191V115H193V118L192 117H188L187 116V114H186V117L184 116V118H183V116L181 115V114H179ZM203 113H204V115H203ZM218 113V114H217ZM24 114V115H23ZM58 114H59V116H58ZM81 114H82V116H81ZM105 114V115H104ZM110 114V115H109ZM160 115V117H159V115ZM175 114V115H174ZM176 114H177V116H176ZM191 114V115H190ZM208 114H209V116H208ZM23 115V116H22ZM39 115H42V113L40 112L39 113ZM57 115V116H56ZM80 117V118H78V116ZM93 115V116H92ZM109 115V116H108ZM145 114H143V116H144ZM163 115H164V118H163ZM165 115L167 116L166 118H165ZM179 115V116H178ZM206 115V116H205ZM62 116H64V117H62ZM74 118H73V117ZM84 116V117H83ZM95 116V118H93ZM142 115H140V117H143ZM158 116V117H157ZM170 116L171 117H174L173 119L172 118H170ZM202 116V117H201ZM213 116H214V118H213ZM17 117V118H16ZM27 117V118H26ZM72 117V118H71ZM87 117V118H86ZM104 117H105V120H102V119H104ZM107 117L109 118L108 120H106L107 119ZM139 117V118H140ZM169 117V118H168ZM187 117H188V120H187ZM204 117H207L210 121H208V119H207V121L209 122H207L206 121V119H204ZM19 118V119H18ZM24 121H21V119ZM25 118H26V120H25ZM64 118V119H63ZM78 118V119H77ZM82 118H85V119H82ZM100 120H99V119ZM112 118V117H111ZM161 118H162V120H161ZM190 118V119H189ZM82 121H81V120ZM89 119V120H88ZM94 119H95V121H94ZM98 119V120H97ZM148 119V120H147ZM160 121H159V120ZM165 119H168V120H165ZM177 120V121H175V120ZM196 119V120H195ZM200 119V120H199ZM212 119H213V121H212ZM29 120V121H28ZM35 120V121H34ZM59 120V119H58ZM150 120V121H149ZM151 120H153V122L151 121ZM169 120H172V121H169ZM186 120V121H185ZM198 120V121H197ZM203 120V121H202ZM30 121H31V123H30ZM32 121H33V125H32ZM84 121V122H83ZM90 123V124H88V122ZM99 121H101V122H99ZM104 121V122H103ZM129 121H127V123H129ZM178 121H180V123L182 124H178L179 122ZM182 121V122H181ZM184 121H185V123H184ZM187 121H188V123H187ZM216 121V122H215ZM79 122V123H78ZM85 123V122H87V123H85V124H82V126H81V124L80 123ZM98 122V123H97ZM110 122V123H109ZM168 122H170L169 124H170V126L168 125ZM178 122V123H177ZM195 122V124H193ZM206 122H207V124H206ZM219 122V123H218ZM95 123V124H94ZM115 123V124H114ZM141 123H138V124H140L139 125V127L142 125ZM160 123H161V125H160ZM167 123V124H166ZM216 124L217 126H220V128H223V129H218L217 127H213V126H211V124ZM27 124V125H26ZM29 124V125H28ZM46 123L45 122H43L42 123V128L41 129H44L45 127H46V129H49V130H52V127H51V125H49V124H46V125H48V126H45L44 127V125H45ZM87 124V125H86ZM111 124H113L114 126L112 127V125ZM158 124H159V126H158ZM163 124H164V127H163ZM186 124V125H185ZM203 124V125H202ZM209 124V127L207 126ZM109 125H111V127L109 126ZM171 125H172V127L173 128H171ZM178 125V126H177ZM180 125V126H179ZM49 126H50V128H49ZM55 126V125H54ZM105 127V128H103V127ZM192 126V129H190V128H188V130H190V132L187 130V127H191ZM48 127V128H47ZM56 127V126H55ZM101 128V131H100V133L99 134H101V135H99V137L101 138V136H102V138L100 139L99 137H97V132H99V129L98 128ZM107 127H110L109 129H111V131L110 130H105V129H107ZM142 127V126H141ZM156 127V128H155ZM160 127V128H159ZM183 127V128H182ZM206 127H208V128H206ZM181 128H182V130H181ZM40 129V128H39ZM147 129V130H148ZM159 129H161L160 131L162 132L163 130H164V132H162L161 134H160V132H159ZM176 129H177V131H176ZM225 129H227V131H228V133H229V130H233L232 132L234 133V134H232L231 133V131H230V134L231 135H228V134H223V132H226V130ZM186 130V131H185ZM192 130V131H191ZM203 130H204V132H203ZM210 130V131H209ZM225 130V131H224ZM238 130H241L240 132L238 131ZM243 130V131H242ZM56 131L59 133V130L56 128ZM96 131V134L94 133V132ZM153 131H154V133L155 134H153L154 136L157 134V136H155V139L153 140V138L154 137H152L153 135H152V133H153ZM175 131V132H174ZM198 132L199 133V135H197L195 132ZM208 131V132H207ZM218 131H222V133H219ZM247 131H249V132H247ZM90 132H91V135H90ZM94 134H93V133ZM114 134H113V133ZM193 132V133H192ZM244 132V133H243ZM254 133V134H257V135H259L258 137H256L255 139H254V135H250L249 134V136L250 137H248V133ZM180 133V134H179ZM240 133V134H239ZM95 136H93V135ZM203 134H204V136H203ZM247 135V137H246V135ZM10 134H8L6 137L8 138H6V140L8 141L9 140V142L11 141V140H13V142L11 141L10 143H11V146H10V144H9V142H8V145L11 147H9L8 146V150L10 149V150H16L17 148H20V147H22V146H16L15 145V143H14V140H15V137H13V136H9ZM184 135V136H183ZM202 135V136H201ZM238 135V136H237ZM243 135H245L244 137H246V138H242V136ZM145 136H147V137H145ZM196 136V137H195ZM224 136V137H223ZM231 136H233V137H231ZM242 138V140H241V138ZM139 137V138H138ZM142 137V138H141ZM157 137H158V139H157ZM187 137V138H186ZM192 139H191V138ZM193 137H195V138H193ZM234 137H237V138H234ZM13 138V139H12ZM108 138H109V140H108ZM119 139L120 141L123 139ZM145 138V139H144ZM147 138V139H146ZM160 138V139H159ZM177 138H179V140H180V142H179V140L177 139ZM200 138H202V139H200ZM204 138V139H203ZM206 138L208 139V141L206 140ZM249 138V139H248ZM142 139H144V140H142ZM149 139V140H148ZM158 141H157V140ZM167 140V143H166V140ZM197 139H199L198 141H197ZM210 139V140H209ZM244 139H245V143H244ZM247 139V140H246ZM105 140V141H104ZM114 140H116L115 141V143H114ZM140 140H142L143 141V143H142V141H140ZM174 140H176L175 141V143H174ZM201 140V141H200ZM205 141V142H203V141ZM254 140H255V142H254ZM120 141H118V142H120ZM136 141V142H135ZM157 141V142H156ZM165 141V142H164ZM168 141H169V145H168ZM173 141V142H172ZM191 142V144H190V142ZM196 141V142H195ZM256 141H258V142H256ZM100 142V143H99ZM112 142V143H111ZM178 142V143H177ZM182 142H183V145H182ZM200 142V143H199ZM19 143V142H18ZM103 143V144H104ZM146 143H147V145H146ZM171 143V144H170ZM135 144V145H134ZM159 144V145H158ZM165 144V145H164ZM245 144H247V145H245ZM254 144H256L255 146H254ZM260 144H261V146H260ZM21 145V144H20ZM106 145V144H105ZM119 145H121V146H119ZM138 145V146H137ZM154 145V146H153ZM158 145V146H157ZM164 145V146H163ZM177 145V146H176ZM115 146V147H114ZM134 146H135V148H134ZM140 146H142V147H140ZM144 146H145V148H144ZM165 146H168V149L167 148H165ZM178 146H179V149H178ZM7 147V146H6ZM13 147V148H12ZM122 147V148H121ZM132 147V148H131ZM155 147V148H154ZM157 147V148H156ZM181 147H182V149H181ZM188 147H189V149H188ZM257 147V148H256ZM127 148V149H126ZM140 148V149H139ZM148 148V149H147ZM159 148V150H157ZM172 148V149H171ZM191 148V149H190ZM195 148V149H194ZM258 148H259V150H258ZM1 150H3L4 152H7L6 151V148H4V147H2V148H0ZM126 149V150H125ZM146 149H147V151H146ZM162 149H163V151H162ZM165 149V150H164ZM174 149H176V150H174ZM133 150H134V152H133ZM139 150V151H138ZM153 150V151H152ZM177 150H179V152H180V154H179V152L177 151ZM187 150V151H186ZM190 150H191V154H190ZM121 151H122V154H121ZM130 151V152H129ZM132 151V152H131ZM142 151H143V153H142ZM154 151L156 152V153H154ZM161 151V152H160ZM128 154H127V153ZM136 152V153H135ZM141 152V153H140ZM146 152V153H145ZM151 152H152V154H151ZM163 152H165V153H163ZM174 152V153H173ZM189 152V153H188ZM126 153V154H125ZM134 153V154H133ZM160 153H161V155H160ZM177 153V154H176ZM182 153V154H181ZM187 153V154H186ZM39 154V153H38ZM41 154V157H40V160L39 161H42V162H45L46 163V160L48 159L47 157H45V156H49L50 155V153L48 152H43V153H40ZM157 154V155H156ZM43 155H45V156H43ZM153 155V156H152ZM176 155V156H175ZM222 155V156H221ZM40 156V155H39ZM51 156V155H50ZM136 156V157H135ZM149 156V157H148ZM167 156V157H166ZM172 156V157H171ZM45 158V160H44V158ZM53 157V156H52ZM128 157V158H127ZM133 157H134V159H133ZM140 157H141V159H140ZM146 157V158H145ZM150 157H152V159H151V161H149V158ZM156 157V158H155ZM166 157V158H165ZM173 161H170V159ZM144 158H145V160H144ZM148 158V159H147ZM166 160H165V159ZM189 158H191V160H189ZM249 158V159H248ZM52 159H54V157L52 158ZM56 159V158H55ZM160 159H161V161H160ZM221 159V160H220ZM246 159H248V160H246ZM263 159V160H262ZM142 161L141 163H140V161ZM144 160V161H143ZM147 160V161H146ZM158 160V161H157ZM168 160V161H167ZM224 162H223V161ZM260 160V161H259ZM48 161V160H47ZM55 161H56V163H55ZM104 161V160H103ZM139 161V162H138ZM149 161V162H148ZM160 161V162H159ZM162 161H163V163H162ZM180 161H182L183 162V164H182V162H180ZM220 161H222L221 163H220ZM252 161V162H251ZM190 162V163H189ZM58 163H60V161H58L57 159L56 160H53V165L51 166V168L53 169V171H55L56 172V170L58 169V171L56 172V174L58 175V174H60V175H62L63 176V174H64V176H66V174H65V172H64V169L61 167H59V166H61L60 164H58ZM153 163V164H152ZM155 163V164H154ZM171 165H170V164ZM180 163V164H179ZM188 163V164H187ZM54 164H55V166H54ZM144 164H145V166H144ZM163 164V165H162ZM197 164V165H196ZM221 164V165H220ZM107 165V166H106ZM113 165H114V167H113ZM147 165V166H146ZM150 165V166H149ZM154 165V166H153ZM161 165V166H160ZM178 165V166H177ZM207 165V166H206ZM253 165H255L254 167H253ZM172 166L175 168H173L172 169ZM252 166V167H251ZM105 167V168H104ZM108 167V168H107ZM149 167V168H148ZM153 167V168H152ZM156 167H157V169H158V171H157V169H156ZM170 167V168H169ZM177 167H178V170H177ZM219 167V168H218ZM225 167V168H224ZM104 168V171L106 170V172H104V171H102V169ZM112 168V169H111ZM115 168H116V170H115ZM199 168H200V170H199ZM56 169V170H55ZM111 169V170H110ZM120 169V171H118L117 172V170H119ZM151 169V170H150ZM165 169V170H164ZM16 170V169H15ZM60 170V171H59ZM109 170V171H108ZM121 170H123V171H121ZM153 170H156V171H153ZM161 170V171H160ZM167 170H169V174H166L167 172ZM181 170V171H180ZM196 170V171H195ZM212 170V171H211ZM214 170V171H213ZM216 170V171H215ZM218 170H219V172H218ZM232 170H234V171H232ZM236 170V171H235ZM243 170H245L244 172H243ZM252 170V171H251ZM63 173H62V172ZM80 171H82L83 172V174H82V172L81 173H78V172H80ZM108 171V172H107ZM211 171V172H210ZM238 171V172H237ZM240 171V172H239ZM249 173V174H247V172ZM94 172V173H95ZM113 172V173H112ZM124 172V173H123ZM127 172H129V174L127 173ZM139 172H140V170H139ZM180 172V173H179ZM186 172V173H185ZM207 172V175H204L205 173ZM229 174H228V173ZM233 172H235V173H233ZM251 172V173H250ZM261 172H263L264 173V171L263 170H261L259 173H261ZM91 173V174H90ZM106 173H109L110 174V176L109 175H107ZM128 174V176L126 175V174ZM132 173V176H133V180L132 181H130L132 184H133V181L135 182V184H133L134 186H135V189H134V186L132 187V186H130L131 185V183H130V185H129V181H128V177H129V175ZM138 173V172H137ZM164 173H165V175H164ZM238 173H240V174H238ZM262 173V174H263ZM112 174H115V175H113V176H111ZM118 174V176L116 177V175ZM202 174V175H201ZM251 174V175H250ZM95 175V174H94ZM122 177H121V176ZM136 175V176H135ZM172 175V176H171ZM175 175V176H174ZM115 176V177H114ZM127 176V177H126ZM132 176L130 175V179L132 178ZM166 176V177H165ZM169 176V177H168ZM231 176V177H230ZM103 177V178H102ZM137 177V178H136ZM178 177V178H177ZM233 177V178H232ZM261 177V176H260ZM259 177V178H260ZM69 178V179H70ZM102 178V179H101ZM112 180H111V179ZM114 178V179H113ZM120 178H122V180H124L125 179V181H122L121 182V179ZM134 178L135 179H137L138 181H135L134 180ZM173 178V179H172ZM263 178V179H262ZM262 180H263V182H264V175H262ZM70 179V180H71ZM83 181H82V180ZM169 179H170V181H169ZM212 179V180H211ZM224 179H231V180H233L232 182H234L235 181V184L232 186V187H218V183L219 182H223L224 181ZM115 180H117L118 181V186H121L120 188L117 186V181H115ZM142 180V181H141ZM179 180V181H178ZM261 180V181H262ZM102 181V182H101ZM113 181V182H112ZM140 181V182H139ZM175 181V182H174ZM177 181V182H176ZM236 181H238L237 183H236ZM84 182V183H83ZM106 182V183H105ZM121 182V183H120ZM126 182V183H125ZM144 182V185H142L141 183H143ZM213 182V183H212ZM108 186H106L105 184ZM124 183H125V185H126V187H128V189H126V190H128V191H126L125 189H123V187H122V185L124 186ZM128 183V184H127ZM170 183H171V188L169 187L170 186ZM79 184V183H78ZM99 184H100V188H98L99 187ZM136 184H137V186H138V191L136 190ZM138 184H140V185H138ZM148 184V186H146V185ZM169 184V185H168ZM179 184H180V187L178 188V186H179ZM187 184V185H186ZM97 185V186H96ZM101 185L103 186V187H101ZM142 185V186H141ZM160 185H162V186H160ZM190 185V186H189ZM263 185H264V183H263ZM139 186H141L140 187V189L143 191H139ZM146 186V189L144 188ZM185 186V187H184ZM125 187V186H124ZM155 187V188H154ZM186 187H187V189H186ZM92 188V189H91ZM98 188V189H97ZM104 188V189H103ZM108 188V189H107ZM131 188H133V191H132V189ZM148 188V189H147ZM156 190H154V189ZM168 188V189H167ZM208 188V189H207ZM105 189H106V194L107 195H109V196H107L106 194H105ZM109 189H110V191L112 190V192H110L109 191ZM179 189V190H178ZM108 190V191H107ZM117 190H119V191H117ZM121 190H123V192L121 191ZM125 190V191H124ZM134 190H136V192H139V193H137V195L136 194H134ZM164 190H165V192H164ZM130 191V192H129ZM148 191H150V193L148 192ZM127 192V193H126ZM132 192V193H131ZM146 192V193H145ZM175 192H176V194H175ZM234 192V193H233ZM236 192V193H235ZM123 193V194H122ZM129 193V194H128ZM157 193H158V195H157ZM177 193H178V196H177ZM187 193H189V194H187ZM243 193L244 194H250L249 193V191L247 192V190H244L243 191ZM105 194V195H104ZM126 194H127V198H131L132 200H135V199H133L132 197H136V200L138 199V201H132L131 199L130 200H128L127 198H126ZM131 194V195H130ZM144 194V195H143ZM148 194H149V196H148ZM110 195H111V197H110ZM112 195H114L113 196V199H112ZM176 195V196H175ZM120 196V199L118 198V197ZM129 196V197H128ZM165 196H167L166 198H165ZM108 197V198H107ZM124 199H123V198ZM181 197V198H180ZM118 198V199H117ZM220 198H222V199H220ZM140 199V200H139ZM143 199H144V201H143ZM146 199V200H145ZM167 199H170V200H167ZM237 199V200H236ZM111 200L113 201V202H111ZM117 200H118V202H117ZM120 200H122V201H120ZM143 201V202H142ZM185 201V202H184ZM231 201V202H230ZM115 202V203H114ZM183 202V203H182ZM229 202V203H228ZM12 203H15L14 201H8L7 202V200H4V199H1V204H2V206L0 205V214H5V213H7L8 211H11L12 212V208H13V212L15 211V209L17 208V212H20L21 213V215H20V219L22 220H24L23 221V225H21V224H16V225H13V224H15V223H13V222H11V223H13V224H11L10 222L8 223V221L7 220H5V219H3L1 216H0V224L3 226V227H1L0 226V229L2 230V228H3V232H5V234L4 235H6V236H8V234H10V232L12 233V235L14 236V238H12V236H11V238L12 239H17L18 238V236H20V237H22V239L20 238V240H23V233L28 237V235H30V237H31V239H32V237H33V239L34 238H36V240L37 241H39L40 240V236L38 235V234H40L41 232H40V229H38V228H36V227H34L33 226V222H34V220L36 219L35 217H34V215H33V213L32 212H30L27 216L29 217H26V215L23 213V208H25V209H28L26 206H24V205H19L18 203V207H14L13 206V204ZM113 203H114V206H113ZM132 203V204H131ZM143 203H144V206H143ZM11 204V205H10ZM120 204V205H121ZM136 204H137V206H136ZM149 204V205H148ZM110 205L113 207V209L110 207ZM119 205V206H120ZM133 205V206H132ZM118 206V207H119ZM122 206V205H121ZM120 206V207H121ZM134 206H136L137 207V209L134 207ZM202 206V207H201ZM12 207V208H11ZM108 207H110L109 209H108ZM138 207L140 208V209H138ZM145 207V208H144ZM11 208V209H10ZM4 211V212H2V210ZM20 209H21V211H20ZM98 209V210H97ZM229 209V210H230ZM252 209V208H251ZM112 210H113V212H112ZM140 210V211H139ZM115 211V212H114ZM195 212H201V214H199V215H195ZM260 211H256L255 213L254 212H249L248 213V217H245V219L243 218V220H241V222H243L244 224H248V225H250V226H248V227H250V228H248L247 227V225H246V227H247V230H248V234L249 235H251V236H254V237H256L257 238V236H259L261 233H263V231H264V217H263V214L262 213H259ZM110 213H112V214H110ZM142 213V214H141ZM144 213V214H143ZM152 213V214H151ZM116 214H118V213H116ZM119 214H120V212H119ZM149 214V215H148ZM204 214H205V210H204ZM23 215V216H22ZM146 215L148 216L147 218H146ZM31 216H33V218L31 217ZM36 216V215H35ZM110 216V217H111ZM120 216V215H119ZM118 215L117 216H114V217H112L111 219H115V218H120ZM123 217H121L120 219H121V226H122V228H124V226H127V227H131V224L133 223H135L134 221L131 223V222H129L130 220H128V219H126L127 217L125 216V215H122ZM203 216H206V217H204L203 218ZM21 217H23V218H21ZM151 217V218H150ZM32 220L33 222H32V226L34 227V229L32 230V229H28L29 231L27 232V228H25V229H23L22 231H21V229L22 228H24V226L26 225V227L27 226H29V227H31L30 225H31V223H30V220ZM120 219H118V220H120ZM124 219V220H123ZM208 219H210V220H208ZM5 220V221H4ZM117 220V219H116ZM117 220V221H118ZM208 221V222H206V221ZM240 220V219H239ZM258 220V221H257ZM210 221L211 222H213V224L212 223H210ZM119 222V221H118ZM204 222H206V223H204ZM224 222V221H223ZM263 222V223H262ZM21 223H22V221H21ZM29 225H28V224ZM124 223H126V225L124 224ZM128 223V224H127ZM150 223V224H149ZM195 223V224H194ZM225 223V222H224ZM250 223V224H249ZM261 223H262V225H261ZM37 224V222H35V225ZM130 224V225H129ZM133 224H132V226H133ZM254 224V225H253ZM6 225V227H7V225H9L8 227H10V228H8L7 227V230H6V227H4ZM17 225H18V227L19 226H21V228H18L17 227ZM196 225V226H195ZM198 225H202V227H203V230L205 231V232H207V230H208V233H210L211 232V236L210 237H208V235L209 234H206L205 233V235H207V236H204L203 234H202V236H201V232H202V230L200 231V229H199V232H200V235H199V232H198V234L196 233L197 231H196V227L198 226ZM256 225V226H255ZM12 226L14 227V226H16L17 228H18V230L20 231V232H18L17 233V231L14 233V232H12V230H13V228H12ZM16 227H14V228H16ZM33 227H31V228H33ZM145 227H147L146 229L148 230H145ZM150 227V228H149ZM195 229V231H194V229ZM205 227H207L206 228V230H205ZM4 228H5V230L7 231V232H9L8 234H7V232L6 231H4ZM35 228L37 229V230H39L38 232L39 233H37V230H35ZM138 228H139V230H138ZM144 228V229H143ZM149 228V229H148ZM10 231H9V230ZM151 229V230H150ZM14 230H16V229H14ZM25 230V231H24ZM30 230H31V234H30ZM159 230V231H158ZM32 231L34 232V233H32ZM58 231H60V230H58V228L56 227V230H55V234H53V236H51V238H50V241L52 242V245L53 244H55L54 243V241H55V239L54 238H56V240L57 239H59V240H57V242H59V244L56 242V244L59 246V247H61V243H62V241H63V239H62V236H63V231H61V232H58ZM70 231V230H69ZM204 231L202 232V233H204ZM221 232V234L222 235H220V234H218V232ZM22 232V233H21ZM157 232V233H156ZM159 232H161V233H159ZM261 232V233H260ZM1 233V232H0ZM21 233V234H20ZM194 233H196L197 235H195ZM212 233H214V234H212ZM218 235H217V234ZM3 234V233H2ZM18 234V235H17ZM163 234V235H162ZM224 234V235H223ZM24 235V236H25ZM36 235H38L39 237V239H37V236ZM42 235V234H41ZM57 236L58 235V238L57 237H55V236ZM60 235H61V237H60ZM165 235V236H164ZM26 236L24 237L25 238V240H29V238L30 237H28L27 239H26ZM35 236V237H34ZM167 236V237H166ZM218 236H219V238H218ZM222 236V237H221ZM15 237H17V238H15ZM52 237H53V239H52ZM154 237V238H153ZM164 237V238H163ZM166 238H167V240H166ZM215 238V239H214ZM236 238V237H235ZM30 239V240H31ZM32 239V240H33ZM154 239V240H153ZM169 239V240H168ZM207 239V240H206ZM214 239V240H213ZM234 239V238H233ZM216 240V241H215ZM224 240V241H223ZM236 240H237V238L236 239H234V241L236 242ZM37 241H35V242H37ZM88 240H86V242H87ZM154 241V242H153ZM156 241V242H155ZM217 241H218V243H217ZM223 241V242H222ZM255 242H250L249 243V241H248V248L250 247L251 249H253L254 248V246H255V248H257L258 247V245H259V241H257L256 239L254 240ZM170 242H171V245H169L170 244ZM172 242H173V244H172ZM257 242V243H256ZM81 245H80V244ZM83 243H84V246H83ZM147 243H148V245H147ZM152 243L154 244V245H152ZM63 244V243H62ZM69 244H72V246H70L71 248H69V247H66V249L64 250L63 249V251H65L66 253H69V254H73V255H75L76 257H81L80 259L81 260H83L82 261V263L85 261L86 263H88L87 261L89 260L90 262H91V260H92V258L88 255V253L86 254V250L84 251V247H85V245H86V243H85V241H80V242H76V243H74L75 245H73V242H70ZM146 244V245H145ZM157 244H159V245H157ZM214 244H216L215 246H217V247H215L214 246ZM252 244V245H251ZM253 244H254V246H253ZM51 245V244H50ZM144 245V246H143ZM156 246H157V248H159V249H157L156 248ZM174 246H176V247H174ZM4 247H5V249H4ZM8 246H6L5 244H0V250H2V251H6L8 248H7ZM75 247H76V249L77 250H75ZM81 247V248H80ZM149 247V248H148ZM151 248V249H150ZM154 248H155V251H153L154 250ZM215 248V249H214ZM217 248V249H216ZM249 248V249H250ZM254 248V249H255ZM17 250V248L15 247L14 248V253H16V250ZM79 249V250H78ZM86 249V248H85ZM139 249V250H138ZM149 249H150V251H149ZM178 249V250H177ZM181 249V250H180ZM219 249V250H218ZM253 249V250H254ZM157 250H158V252H157ZM184 252H183V251ZM213 250V251H212ZM214 250H216V251H214ZM252 250V251H253ZM256 250V249H255ZM254 250V251H255ZM151 251H153L152 253H151ZM220 251H221V253L223 254V255H221V253H220ZM257 251H259V249L257 248ZM71 252V253H70ZM80 252V253H79ZM160 252V253H159ZM180 252V253H179ZM216 252V253H215ZM158 253V254H157ZM166 253V254H165ZM220 253V254H219ZM231 253V254H230ZM236 255H235V254ZM258 253H260V251L259 252H257V254ZM144 254V255H143ZM155 254V256H152V255H154ZM157 254V255H156ZM182 254H184V255H182ZM186 254V255H185ZM215 254L217 255V257H219L220 259L218 260V258H216V256H215ZM219 254V255H218ZM224 254H226V255H224ZM230 254V255H229ZM256 254V257H254L253 259L255 260L256 258V260L254 261L253 259V261L251 262L250 261V263L249 264H264V257L261 255V254H258L257 255ZM148 255H149V257H148ZM166 255V256H165ZM178 255V256H179ZM209 255V256H208ZM212 255V256H211ZM228 255L230 256V257H228ZM254 255H255V252H254ZM158 256V257H157ZM159 256H160V258H159ZM227 256V257H226ZM79 257L77 258V259H79ZM95 257V256H94ZM145 257H147V260L145 259ZM163 257V258H162ZM167 257V258H166ZM171 257V258H170ZM234 257V258H233ZM236 257V258H235ZM97 258V259H96ZM193 258H194V260H193ZM195 258H196V260H195ZM213 258V259H212ZM259 258H260V260H259ZM79 259V260H80ZM85 259V260H84ZM172 259H173V261H172ZM231 259V260H230ZM50 260V259H49ZM80 260V261H81ZM100 260V261H99ZM163 260H164V262H163ZM212 260V261H211ZM0 261H2V259L0 260ZM53 261V259L51 260V261H48V263H46V264H55V261L56 260H54V263L52 262ZM108 261V264H121V262H117L116 263V261L115 260H112L111 259V262L112 263H109V259L107 260ZM107 261L105 260H103V258H99V257H95L94 258V261L92 260V262L90 263L89 262V264H94V263H103V264H106L107 263ZM114 261V262H113ZM118 261V260H117ZM154 261V262H153ZM215 261L217 262V263H215ZM225 261H226V263H225ZM237 261V262H236ZM240 261V262H239ZM258 261V262H257ZM167 262V263H166ZM209 262V263H208ZM220 262H222V263H220ZM229 262V263H228ZM256 262V263H255ZM2 263V262H1ZM0 263V264H1ZM173 263V264H174Z\"/></svg>","mask_w":264,"mask_h":264},{"label":"bare ground","instance_id":"6f19581e","mask_svg":"<svg viewBox=\"0 0 264 264\" xmlns=\"http://www.w3.org/2000/svg\"><path fill=\"white\" fill-rule=\"evenodd\" d=\"M28 3L30 2V3H32L33 2V0H26ZM34 1H36V0H34ZM40 1H41V3H40ZM63 1V2H62ZM125 1V0H124ZM182 1H184V0H182ZM196 1V0H195ZM222 1V0H221ZM17 2V0H0V36H1V34H3L2 32H4V31H7V30H9L10 32H11V29L12 28H15V29H17V31H14L13 33L11 32V36H14L15 37V39H16V41H13V40H11V38H6L5 37V35H4V37L7 39H3L2 41L4 42V45H6V47H13V49L15 48V50H17V51H19V50H22L21 49V44L23 43V45H24V43L26 42V41H28L30 38H31V36L29 35V32L34 28V26H36L34 23V26H33V24H31L30 23V25H31V27L30 26H28V24H29V22H27V24H24V22H23V26L24 25H27L26 27L27 28H24V27H21L22 25H21V21L19 22V25H17V24H15L16 22L18 23V21L19 20H21V19H23L24 17H25V20H30V16L28 17V14L26 15V14H24V15H22V13H23V11H21L20 12V7H18V8H16L17 6L15 5V3ZM61 2V3H60ZM64 2H65V4H64ZM66 2H67V4L68 3H70L71 5H72V7H68V6H66ZM128 2V1H127ZM126 2V3H127ZM130 2V1H129ZM160 2H161V0H160ZM181 2V1H180ZM179 2V3H180ZM187 2V1H186ZM185 2V3H186ZM192 2H194L193 0H192ZM198 2V1H197ZM203 2H205V3H207L206 5L204 4V3H202V0H200V4L203 6V9L205 10H208L209 8L216 14V15H218L219 17H221L222 18V20H223V23H225L226 25H233V26H235V24L237 23V18H236V16H234L233 14H231V13H229V10L227 9V8H225V9H227L228 10V12H227V10H225L223 7V5H222V7H221V5L219 4V2L217 3V2H215V1H213V0H203ZM236 2V1H235ZM252 2V1H251ZM38 3H40V5L43 7L44 6V4H45V6L46 7H54V8H57V9H55L54 11L50 8L49 9V11L50 10H52L53 11V13H51V12H49L47 9H46V7L44 6V8H45V10L44 9H42V10H39V9H37V7H36V4H32V6H34L36 9H37V11L36 12H38V14H36V15H38V20L40 19V21L39 22H41V19L45 22H50V23H52V25L51 26H54L53 25V22H55L57 25H59L60 24V21H66L67 19L70 21V19H72V20H75L76 22H77V24L76 25H74V27H75V29H77L78 27H80L81 25H80V23H86L87 24V26L86 27H84V28H86V30L84 31H80L79 32V34L80 35H85V36H88V37H91V38H93V37H97V36H99L98 35V33L100 32L102 35H103V37L105 36V40L104 41H110V40H113L112 38H113V36L114 35H116L115 33H114V35L113 34H106V33H104L105 31H104V28H101V27H99V26H96V25H94L95 24V22L94 23H88V22H86V21H91V20H96V22H97V19H99L100 21H101V24H102V21L104 20V21H107V22H109L110 24H112L116 29H118V31H120L121 33H117L118 35V37L119 38H122L123 39V37H126V38H129V37H132V39H134V41H135V39L137 40V39H143L144 41V44L145 45H143V46H145V48L148 46V47H153V48H155V49H157V48H159V49H162L163 51L165 50V51H167V52H165L166 54L168 53V57H171V59L173 60V61H170L171 63V66H173L172 68L173 69H175V67H176V69L178 68L179 70H181L182 72H184L185 74H189L190 75V79H191V76H192V79L193 78H195V80H200V82H202L203 84H205L206 86H208V87H211L213 90H214V93L217 95V96H224L223 97V99H225V100H223L222 99V97L220 98V99H222L223 101H225V104L227 103V105H234V106H236V107H241L242 109H245V110H247V111H249V113H251V114H254V115H260V114H264V102H260V101H256L255 99H253V98H249V99H247L245 96H242V97H240V96H238L236 93H235V97H231V96H229V95H227L225 92H224V90H222V88H224V87H221V86H218V81L213 77V76H207V71H211L212 72V70H210V69H208V67H206V65L205 64H203L201 61L199 62L198 61V59H196V60H192V59H188V52L186 51V49H184L183 47L180 49V50H176L175 48H177V47H175L174 49L172 48V49H170L168 46H166L167 48H168V50H166L167 48L165 47L164 48V46H163V44L161 43V41H159V40H156V38H153L154 37V35L155 34H157V31H156V29H150V27H149V30H148V28H147V26L144 24L145 23V21H146V23H148V20L149 21H151L152 19L154 20L155 18H156V14H154V15H156V16H154L153 17V14H150V13H147L146 14V12L144 13L143 11H139L138 9H141V7H139L138 9L137 8H133V7H131L132 5H129V3H123L122 2V0H39V2ZM63 3V4H62ZM138 3H139V1H138ZM217 3V4H216ZM227 3H228V1H227ZM17 4H18V2H17ZM57 4V5H56ZM166 4V3H165ZM164 4V5H165ZM172 4V3H171ZM182 4H184V2L183 3H181V5ZM249 4H250V2H249ZM51 5V6H50ZM69 5V4H68ZM70 5V6H71ZM83 5V7H81V9H80V6H82ZM135 5H136V3H135ZM179 5V4H178ZM189 5V4H188ZM198 5V4H197ZM201 5H200V8H201ZM218 5H220L219 7H218ZM229 5V4H228ZM227 4H226V6H228ZM251 5V7H250V14H253V15H257V14H255V13H257V12H260V11H264V0H255V2H253V3H251L250 4ZM16 6V7H15ZM20 6V5H19ZM84 6H86L87 7V9L89 10H86V7H84ZM170 6V5H169ZM176 6H177V4H176ZM23 7H25V6H23ZM22 7V8H23ZM41 7V8H42ZM180 7V6H179ZM186 7H187V5H186ZM82 8H84V10L82 9ZM143 8V7H142ZM158 8H159V5H158ZM189 8V7H188ZM25 9H26V7H25ZM25 9H22V10H25ZM151 10H152V8H150ZM162 9V8H161ZM175 9V8H174ZM194 9V8H193ZM193 9H192V11H193ZM196 9V8H195ZM202 9V10H203ZM28 10H31V12H33L34 10H32L31 9V7H30V9L28 8ZM144 10H146L147 11V9H144ZM171 10V9H170ZM173 10V9H172ZM191 10V9H190ZM205 10V11H206ZM27 11V10H26ZM58 11H59V13H58ZM149 11V10H148ZM147 11V12H148ZM163 11V10H162ZM166 11V10H165ZM179 11V10H178ZM183 11V10H182ZM195 11V10H194ZM209 12H210V10H208ZM54 12H55V14H54ZM151 12V11H150ZM180 12H181V10H180ZM183 12H186L187 13V10L186 11H183ZM189 12V11H188ZM196 12H197V10H196ZM20 13V14H19ZM152 13V12H151ZM31 14V13H30ZM29 14V15H30ZM162 14H163V12H162ZM174 14V13H173ZM262 14V13H261ZM264 14V13H263ZM26 15V16H25ZM165 15V14H164ZM172 14H169L168 16H171ZM186 15V14H185ZM195 15V14H194ZM196 15H197V13H196ZM24 16V17H23ZM52 16V17H51ZM181 16H182V14H181ZM188 16H189V14H188ZM193 16V15H192ZM208 17L210 16V15H207ZM242 16V15H241ZM252 16V15H251ZM262 16H264V15H262ZM160 17V16H159ZM179 17V16H178ZM183 17H184V14H183ZM187 17V16H186ZM195 17V16H194ZM193 17V18H194ZM260 17H261V15H260ZM260 17L258 16V19H260ZM31 18H32V15H31ZM94 18V19H93ZM95 18H97V19H95ZM157 18H158V16H157ZM170 18V17H169ZM168 18V19H169ZM211 18H213V17H211ZM217 18V17H216ZM220 18V19H221ZM252 18H254L253 16H252ZM262 18V17H261ZM33 19H35V18H33ZM32 19V20H33ZM164 19V18H163ZM165 19H167V18H165ZM174 19V17H172L171 18V20H173ZM218 19V18H217ZM240 19V18H239ZM38 20H36V21H38ZM68 20H67V22H68ZM145 20V21H144ZM152 20V21H153ZM161 20V19H160ZM171 20H170V22H171ZM215 20V19H214ZM221 20V21H222ZM22 21H24V20H22ZM140 21H144V23L142 22V25H144V26H141V25H139V24H141L140 23ZM168 21V20H167ZM211 21V20H210ZM262 21H263V19H262ZM92 22V21H91ZM154 22V21H153ZM156 22V21H155ZM174 22V21H173ZM213 22H215V21H213ZM253 21H251V23H252ZM50 23H49V25H50ZM74 23V22H73ZM98 23H99V21H98ZM97 23V24H98ZM189 23V22H188ZM218 23V22H217ZM250 23V24H251ZM254 23H256L255 21H254ZM261 23H263V22H261ZM152 24V23H151ZM219 24H220V22H219ZM47 24H45L44 26H46ZM61 25V24H60ZM73 25V24H72ZM102 25H104V24H102ZM182 25V24H181ZM189 25V24H188ZM218 25V24H217ZM240 25V24H239ZM63 25H61V28H63L62 27ZM146 26V28L147 29H145L144 27ZM186 26V25H185ZM38 27V26H37ZM39 27H40V24H39ZM49 27V26H48ZM47 27V28H48ZM65 27H67V26H65ZM71 26H70V24H69V27H67V28H70ZM104 27V26H103ZM223 27V26H222ZM226 27V26H225ZM257 27V26H256ZM255 27V28H256ZM40 28H43V27H40ZM40 28H38V30H37V28L35 29V32H39V30H40ZM50 28V27H49ZM81 28H83V27H81ZM115 28H114V30H115ZM184 28V27H183ZM206 28V27H205ZM227 28V27H226ZM258 28H259V26H258ZM46 29V28H45ZM58 29V28H57ZM64 29V28H63ZM79 29V28H78ZM109 29V28H108ZM107 29V30H108ZM181 29V28H180ZM208 29H210V28H208ZM262 29V28H261ZM18 30H22V32L23 33H18L19 31ZM49 30V29H48ZM184 30V29H183ZM187 30V29H186ZM217 30V29H216ZM227 29H225L224 31H226ZM8 31V32H9ZM13 31V30H12ZM56 31V30H55ZM54 31V32H55ZM193 31V30H192ZM228 31V30H227ZM256 31V30H255ZM263 31V30H262ZM7 32V33H8ZM10 32H9V34H10ZM16 32V34L14 35V33ZM50 32V31H49ZM65 32V31H64ZM110 32H111V30H110ZM238 32V31H237ZM40 33V32H39ZM44 33V32H43ZM46 33V32H45ZM72 33V32H71ZM108 33V32H107ZM187 33V32H186ZM205 33H206V31H205ZM260 33V32H259ZM13 34V35H12ZM31 34H33V33H31ZM50 34V33H49ZM52 34V33H51ZM57 34V33H56ZM162 34H163V32H162ZM179 34V33H178ZM195 34V33H194ZM197 34V36H198V38H199V40L200 39H203L202 37H201V33H196ZM196 34H195V37H196ZM206 34H208V33H206ZM234 34V33H233ZM240 34V33H239ZM245 34V33H244ZM258 34V33H257ZM36 35H37V33H36ZM45 35V34H44ZM46 35H48L47 33H46ZM55 35V34H54ZM53 35V36H54ZM60 35V34H59ZM61 35H64V34H62L61 33ZM78 35V34H77ZM180 35V34H179ZM182 35V34H181ZM214 35V34H213ZM232 35V34H231ZM9 36V35H8ZM33 36H34V34H33ZM82 36H80V40H81V37ZM156 36V35H155ZM165 36H167V35H165ZM252 36V35H251ZM254 36V35H253ZM49 37H50V35H49ZM58 37V36H57ZM56 37V38H57ZM116 37V36H115ZM158 37V36H157ZM193 37V36H192ZM236 37H238V36H236ZM246 37H247V35H246ZM34 38H36V36H34V37H32V39L31 40H33ZM42 38V37H41ZM78 38H79V36H78ZM187 38V37H186ZM198 38H197V40H198ZM234 38H235V34H234ZM240 38H241V35H240ZM244 38V37H243ZM66 39V38H65ZM1 40V39H0ZM56 40V39H55ZM58 40V39H57ZM60 40V39H59ZM82 40H83V37H82ZM81 40V41H82ZM85 40V39H84ZM188 40V39H187ZM237 40L238 41H236V43H238L239 42V38H237ZM247 40V39H246ZM250 40V39H249ZM34 41V40H33ZM49 41H50V39H49ZM86 41V40H85ZM134 41H131V43L132 42H134ZM138 41V40H137ZM140 41V40H139ZM142 41V40H141ZM194 41V40H193ZM204 41V40H203ZM212 41H213V39H212ZM260 41H261V39H260ZM30 40H29V45H30ZM37 42V41H36ZM52 42V41H51ZM101 42V44H104L105 42H103V41H100ZM125 42H127V41H125ZM205 42V41H204ZM243 42V41H242ZM241 42V43H242ZM27 43V42H26ZM33 43V42H32ZM38 43H39V40H38ZM56 43H58V41L56 42ZM85 43H87V42H85ZM110 43V42H109ZM114 43V42H113ZM123 43V42H122ZM122 43H120V44H122ZM129 43V42H128ZM131 43H130V45H131ZM181 43H183V41L181 42ZM235 43V44H236ZM241 43H239L238 45H240V47H243V45L241 44ZM244 43H247L246 41L244 42ZM252 43H253V41H252ZM254 43H255V41H254ZM264 43V42H263ZM80 44V43H79ZM111 44V43H110ZM127 44V43H126ZM134 45L135 44H137V42H135V43H133ZM132 44V45H133ZM141 44V43H140ZM140 44H138L137 46H140ZM221 44V43H220ZM32 45V44H31ZM30 45V46H31ZM35 45V44H34ZM40 45H41V43H40ZM78 45V44H77ZM82 45V44H81ZM86 45V44H85ZM106 45V44H105ZM123 46H125L124 44H122ZM122 45H121V47H119L118 49H122L123 50V48L124 47H122ZM128 45V44H127ZM210 45V44H209ZM208 45V46H209ZM245 45V44H244ZM247 45V44H246ZM246 45L244 46L245 47V49H246ZM2 46V45H1ZM28 46V44H26L25 46H23V50H24V48L25 47H27ZM47 45L45 44V46H44V44H43V47H46ZM70 46V45H69ZM136 46V45H135ZM134 46V47H135ZM136 46V47H137ZM222 45H220V47H221ZM237 46V45H236ZM6 47H3V49H5ZM35 47H37V46H35ZM35 47H33V48H35ZM106 47H108V46H106ZM109 47H110V45H109ZM126 47V46H125ZM171 47V46H170ZM188 47V46H187ZM237 47H239V46H237ZM247 47H248V45H247ZM255 47H256V45H255ZM260 47V51L261 52H263L264 53V46L262 45H260V46H258V48ZM1 48V47H0ZM48 48H49V46H48ZM113 48V47H112ZM127 48V47H126ZM131 48H133V47H131ZM130 48V49H131ZM192 48V47H191ZM214 48H215V46H214ZM250 48V47H249ZM9 49V48H8ZM7 48H6V50H8ZM13 49H11L12 51H13ZM26 49V48H25ZM31 49V48H30ZM37 49V48H36ZM39 49H40V47H39ZM50 49V48H49ZM51 49H52V46H51ZM60 49V48H59ZM59 49H58V51H59ZM62 49V48H61ZM83 49V48H82ZM117 49V50H118ZM149 49V48H148ZM155 49H154V54H155ZM190 49V48H189ZM252 49V48H251ZM10 50V49H9ZM22 50V51H23ZM38 50V49H37ZM79 50H81V49H79ZM106 50H108L107 48H106ZM117 50H115V54H116V52H117ZM140 50V49H139ZM203 50H204V48H203ZM45 51H47L48 52V50L46 49V50H44V52ZM70 51V50H69ZM114 51V50H113ZM112 51V52H113ZM124 51V50H123ZM135 52H136V50H134ZM145 51V50H144ZM194 51V50H193ZM208 51H209V49H208ZM253 51L255 52V50L253 49ZM256 51H257V49H256ZM16 52V51H15ZM23 52H25V50L23 51ZM30 52V51H29ZM33 52V51H32ZM37 52H39V50L38 51H34V53H37ZM41 52H43V49H41ZM40 52V53H41ZM43 52V53H44ZM84 52V55H85V51L83 50L82 51V53ZM118 52H119V50H118ZM197 52V51H196ZM210 52H213V51H210ZM242 52V51H241ZM26 53V52H25ZM55 53H57V52H55ZM65 53H66V50H65ZM76 53H77V51H76ZM141 53V52H140ZM142 53H145V52H142ZM141 53V54H142ZM153 53H151L152 55H153ZM161 53V52H160ZM204 53H205V51H204ZM253 53V52H252ZM258 53V52H257ZM20 54H21V52L19 53V57H20ZM58 54V53H57ZM74 54H75V52H74ZM81 54V53H80ZM114 54V55H115ZM136 54V53H135ZM139 54V53H138ZM147 54H149V53H147ZM214 54V53H213ZM247 54V53H246ZM256 54V53H255ZM38 55H39V53H38ZM45 55L46 54H44V58H42V59H45V64H49V65H51V66H55V67H58V66H56L57 64L58 65H62V66H60L61 67V69H59V71H62V70H64V73H63V75L66 73H68V72H65V69H67L66 71H70V73H68V74H71V75H74V74H77L76 72H75V69L73 68L74 66H75V64L73 63V67H69V64H63V62H61V60H59V59H51V58H48L47 57V55H49V54H47L46 55V58H45ZM60 55H62L63 57L65 56V54L63 55V54H60ZM111 54H109V56H110ZM120 55H121V53H120ZM158 55V54H157ZM207 55V54H206ZM257 55V54H256ZM9 56V55H8ZM11 56V55H10ZM25 56V55H24ZM57 56H59V55H57ZM108 56V55H107ZM112 56V55H111ZM123 56V55H122ZM240 56H242V55H240ZM2 57V56H1ZM39 57H43V55H42V53H41V55L39 56ZM66 57H68L67 55H66ZM65 57V58H66ZM82 57V56H81ZM151 57V56H150ZM7 58V57H6ZM5 58V59H6ZM29 59H30V57H28ZM70 58V57H69ZM109 58V57H108ZM111 58V60H112V58L114 59V56L113 57H110ZM124 58V57H123ZM159 58V57H158ZM206 58H208V56L206 57ZM223 58V57H222ZM251 58V57H250ZM249 58V59H250ZM1 59V58H0ZM16 59H17V57H16ZM68 59V58H67ZM67 59H65V62H67ZM76 59V58H75ZM149 59V58H148ZM153 59V58H152ZM161 59H163V57L161 58ZM165 59V58H164ZM23 60V59H22ZM31 60V59H30ZM71 60V59H70ZM108 60V59H107ZM116 60H117V58H116ZM125 60H126V58H125ZM155 60V59H154ZM166 60H167V58H166ZM169 60V59H168ZM201 60V59H200ZM234 60V59H233ZM9 61V63H10V66H11V60L10 59H8V60H4L3 62H2V64L0 65L1 66V68H6L7 69V67H5V65H6V63ZM32 61H34V60H32ZM41 61V60H40ZM72 61V60H71ZM77 61V60H76ZM75 61V63H77ZM144 61V60H143ZM161 61V60H160ZM36 62V61H35ZM43 62V61H42ZM73 62V61H72ZM80 62V61H79ZM106 62V61H105ZM104 61H103V63H105ZM145 62H147V61H145ZM211 62V61H210ZM9 63H7L8 65H9ZM68 63H70V61H68ZM81 63V62H80ZM91 63V62H90ZM137 63V62H136ZM166 63V62H165ZM215 63V62H214ZM231 63V62H230ZM232 63H233V61H232ZM236 63H237V60H236ZM255 63V62H254ZM21 64V63H20ZM42 64V63H41ZM92 64V63H91ZM135 64V63H134ZM142 64V63H141ZM147 64V63H146ZM262 64V63H261ZM19 65V64H18ZM34 65V64H33ZM78 64H76V66H77ZM133 65V64H132ZM255 65V64H254ZM32 66V65H31ZM35 66V65H34ZM38 66V65H37ZM37 66L35 67V68H37ZM135 66V65H134ZM138 66V65H137ZM142 66V65H141ZM140 66V68L142 69V67ZM170 66V65H169ZM171 66H170V68H171ZM258 66H261L260 64L258 65ZM14 67H16L15 65H14ZM26 67H27V65H26ZM42 67V66H41ZM80 67V66H79ZM79 67H78V69H79ZM128 67V66H127ZM146 67V66H145ZM144 67V68H145ZM149 66H147V68H148ZM154 67V66H153ZM164 67V66H163ZM245 67V66H244ZM17 68V67H16ZM23 68V67H22ZM28 68V67H27ZM46 68L48 69V67L46 66ZM95 68V67H94ZM102 68V67H101ZM126 68V67H125ZM133 68V67H132ZM136 68V67H135ZM138 68V67H137ZM136 68V69H137ZM139 68V69H140ZM207 68V69H206ZM218 68H220V67H218ZM224 68V67H223ZM226 68V67H225ZM230 68V67H229ZM10 69H11V67H10ZM9 69V67H8V70L7 71H9L10 70ZM33 69V68H32ZM81 69V68H80ZM83 69H85V68H83ZM166 69V68H165ZM238 69V68H237ZM247 69V68H246ZM2 70V69H1ZM41 70V69H40ZM43 70V69H42ZM57 70V69H56ZM55 70V71H56ZM82 70V69H81ZM88 70H89V68H88ZM91 70H93V69H91ZM96 70V69H95ZM97 70H100V69H97ZM105 70V69H104ZM156 70V69H155ZM172 69H170V71H171ZM240 70V69H239ZM242 70H244V69H242ZM5 71V70H4ZM12 71H13V69H12ZM11 71V72H12ZM15 71V70H14ZM19 71H21V70H19ZM26 71V70H25ZM38 71V70H37ZM44 71H46V70H44ZM51 71V70H50ZM58 71V70H57ZM57 71L56 72H54L55 74L57 73ZM150 71V70H149ZM261 71V70H260ZM34 72V71H33ZM47 72H49V71H47ZM79 72V71H78ZM85 72V71H84ZM86 72H88L87 71V69H86ZM92 72V71H91ZM95 72V71H94ZM142 72V71H141ZM144 72V71H143ZM245 72H246V70H245ZM10 73V72H9ZM13 73V72H12ZM15 73H16V71H15ZM59 73V76H60V74H61V72H58ZM90 73V72H89ZM93 73V72H92ZM112 74H110V73H107V72H102V69H101V71H97L96 73H94V75H96V74H99V77H98V80L99 79H101V80H104L105 82H107V83H109V84H111L112 86L114 85V86H116V85H121V84H123L124 86L126 85L125 83H119L118 82V78L115 76V75H113V72H111ZM135 73V72H134ZM155 73V72H154ZM176 73L177 72H175V75H176ZM178 73H179V71H178ZM49 74V73H48ZM52 74V73H51ZM85 74V73H84ZM117 74V73H116ZM151 74H152V72H151ZM184 74V76H186ZM264 74V73H263ZM3 75V74H2ZM36 75V74H35ZM35 75H34V77H35ZM43 75V74H42ZM58 75V74H57ZM56 75V76H57ZM80 75V74H79ZM78 75V76H79ZM83 75V74H82ZM90 75V74H89ZM158 75V74H157ZM229 75V74H228ZM49 76V75H48ZM47 76V77H48ZM53 76V75H52ZM75 76V75H74ZM77 76V75H76ZM75 76V77H76ZM86 76H87V74H86ZM142 76V75H141ZM222 76H224L225 77V75H221V77ZM6 78H7V76H5ZM25 77V76H24ZM41 77V76H40ZM42 77H44V76H42ZM50 77V76H49ZM61 77V76H60ZM64 77V76H63ZM73 77V76H72ZM84 77V76H83ZM92 77V75H90V78ZM155 77H156V75H155ZM187 77H189V76H187ZM223 77V78H224ZM255 77V76H254ZM4 78V77H3ZM17 78V77H16ZM53 78V77H52ZM66 79H67V77H65ZM93 79H95L94 78V76L92 77ZM91 78V79H92ZM97 78V77H96ZM120 78H121V76H120ZM147 78H148V76H147ZM149 78H150V76H149ZM217 78H218V76H217ZM227 77H225V79H226ZM255 78H257V77H255ZM5 79V78H4ZM10 79H11V76H10ZM57 79V78H56ZM74 79V78H73ZM72 78H70V80H73ZM93 79H92V82H93ZM157 79V78H156ZM155 79V80H156ZM165 79H166V77H165ZM174 79V78H173ZM228 79V78H227ZM227 79H226V81H227ZM12 80V79H11ZM15 80V79H14ZM19 80V79H18ZM25 80V79H24ZM27 80V79H26ZM54 80H55V76H54ZM61 80H62V78H61ZM60 80V81H61ZM63 80L65 81V79L63 78ZM80 80H82V79H80ZM167 80V79H166ZM229 80V79H228ZM35 81H37V80H35ZM46 81V80H45ZM50 81V80H49ZM73 81H75V80H73ZM95 81V80H94ZM191 80H189V82H190ZM8 82V81H7ZM146 82V81H145ZM264 82V81H263ZM15 83H16V81H15ZM75 83V82H74ZM94 83V82H93ZM93 83H92V85H93ZM156 83V82H155ZM179 83V82H178ZM228 83V82H227ZM8 84H10V83H8ZM21 84V83H20ZM24 84V83H23ZM55 84V83H54ZM61 84V87H59V85H58V87L59 88H62V85L64 84H62V83H60ZM151 84H153V83H151ZM150 84V85H151ZM169 84V83H168ZM233 84V83H232ZM57 85V84H56ZM65 85H66V82H65ZM88 85V84H87ZM104 85V84H103ZM162 85V84H161ZM166 85V84H165ZM177 85V84H176ZM241 85V84H240ZM0 86H1V84H0ZM14 86H15V84H14ZM40 86V85H39ZM41 86L43 87V85L41 84ZM70 86V85H69ZM68 86V87H69ZM89 86V85H88ZM96 86V85H95ZM104 86H106V85H104ZM173 86V85H172ZM174 86H175V84H174ZM177 86H179V84L177 85ZM16 87V86H15ZM18 87V86H17ZM22 87H24V86H22ZM26 87V86H25ZM38 87V86H37ZM72 87V86H71ZM74 87V86H73ZM77 88L79 87V86H76ZM76 87H75V89H76ZM121 87H122V85H121ZM120 87V88H121ZM131 87V86H130ZM161 87V86H160ZM180 87H182V83H181V86ZM236 88H237V86H235ZM1 88V87H0ZM40 89H42L41 87H39ZM44 88H46V90L48 89V90H50V92H51V89L53 90L54 89V86L53 85H50V84H46V86H44ZM43 88V89H44ZM58 88V89H59ZM63 88L65 89V87H64V85H63ZM62 88V89H63ZM70 88V87H69ZM80 88V87H79ZM89 88V87H88ZM104 89H105V87H103ZM109 88H111V87H109ZM163 88V87H162ZM171 88V87H170ZM186 88V87H185ZM210 88V89H211ZM4 90H2V92L0 91V93H1V96H0V108L3 106H5L6 104H8L9 106L8 107H10V106H17V107H20V105H18L17 103L19 102V103H21L22 101H24L25 99V97L24 96H26V94H24V93H22L21 94V92H20V95H21V97L24 99V100H16L15 98L16 97H19L20 95H19V93H18V95L15 97H13V95L9 92V90L11 89V88H8V90L7 89H5V88H3ZM30 89V88H29ZM90 89V88H89ZM108 89V88H107ZM112 89V88H111ZM131 89V88H130ZM175 89H177L176 87H175ZM17 90V89H16ZM34 90V89H33ZM61 90V89H60ZM66 90V89H65ZM70 90H71V88H70ZM82 90H83V88H82ZM87 90V89H86ZM94 90V89H93ZM116 90V89H115ZM167 90V89H166ZM192 90V89H191ZM200 90V89H199ZM226 90V89H225ZM14 91H15V89H14ZM96 91L97 90H95V94H97L96 93ZM110 91V90H109ZM169 91H170V89H169ZM183 91V90H182ZM185 91H187V90H185ZM193 91V90H192ZM209 91V90H208ZM208 91H207V93H208ZM16 92V91H15ZM25 92H26V90H25ZM37 92V91H36ZM71 92H72V90H71ZM81 91H79V90H77L76 92H75V95H77V97H79L80 98V96H87L88 95V93L86 94V93H80ZM84 92V91H83ZM102 92V91H101ZM100 92V93H101ZM118 92V91H117ZM123 92V91H122ZM173 92V91H172ZM172 92H171V95H172ZM175 92L176 93H178L177 95V97L179 98V92L178 91H176L175 90ZM196 92V91H195ZM241 92V91H240ZM7 93H10V95H7ZM17 93V92H16ZM16 93H15V95H16ZM70 93V92H69ZM68 93V94H69ZM167 93H168V91H167ZM187 93H188V91H187ZM186 93V94H187ZM198 93V92H197ZM206 93V94H207ZM33 94V93H32ZM34 94H35V91H34ZM114 94V93H113ZM142 94V93H141ZM173 96L172 97H174L175 96V93L173 92ZM181 94V93H180ZM189 95H192L191 93H188ZM194 94V93H193ZM196 94V93H195ZM194 94V95H195ZM252 94V93H251ZM253 94L255 95V93L253 92ZM22 95H24V96H22ZM28 95V94H27ZM30 95V94H29ZM38 95V94H37ZM45 95L46 94H44L42 97H45ZM59 95V94H58ZM102 95V94H101ZM106 95H108V93L106 94ZM127 95V94H126ZM170 95V94H169ZM208 95V94H207ZM46 96H48V95H46ZM60 96V95H59ZM59 96H58V98H59ZM113 96V95H112ZM147 96V95H146ZM149 96V95H148ZM257 96V95H256ZM20 97V98H21ZM62 97V96H61ZM60 97V98H61ZM75 97V96H74ZM101 97V96H100ZM127 97V96H126ZM144 96H142V100H141V102L143 101L144 102V104L143 105H145V108H146V106H148L147 108H146V110H148L149 108L151 109V106H153V111L155 110H161V109H163V104H164V102H163V104H162V106H159L158 104H156V103H152L151 102V100H149L148 98H143ZM163 97H164V94H163ZM167 97H168V95H167ZM177 97H175V100L173 99V103H170L169 102V105H167L166 106V108L165 109H168V110H170V109H172V110H183V107H184V104L185 103H183V102H185V98H184V101H183V99H182V97H181V99L179 100ZM185 97V96H184ZM262 97V96H261ZM21 98V99H22ZM38 98H39V96H38ZM67 98V97H66ZM82 98V97H81ZM81 98H80V100H81ZM112 99V102H110V101H108V99H107V101L108 102H110V105H111V103H113L114 102V100H115V96H114V100H113V97H111ZM124 98V97H123ZM169 98V97H168ZM207 98V97H206ZM210 98V97H209ZM255 98V97H254ZM32 99V98H31ZM41 100H42V98H40ZM44 99V98H43ZM70 99V98H69ZM75 99V98H74ZM89 99H93L92 97L91 98H89V96H88V100ZM101 99V98H100ZM118 101H119V97L118 98H116ZM126 99L127 98H125V101H126ZM170 99V98H169ZM194 99V98H193ZM202 99V98H201ZM257 99V98H256ZM260 99V97L258 98V100ZM28 100V99H27ZM26 100V103L28 102ZM46 100V101H45ZM76 100V99H75ZM84 100H85V98H84ZM87 100V101H88ZM104 100H105V96H104ZM109 100H110V98H109ZM117 100H115V102L117 101ZM121 100H122V98H121ZM124 100V99H123ZM123 100H122V103H123ZM156 100V99H155ZM172 100V99H171ZM189 100V99H188ZM187 100V101H188ZM206 99H204L203 101H205ZM45 104H47V105H45V108H42V106H43V104H42V106L39 108L37 105V102H39L38 100H36V104L37 105H35V103L33 104L32 102H34L33 100H32V102H31V105H30V103L28 102V106H26V104L23 102V104H25L24 106H26V108L25 109H27L28 111H29V117L30 118H35L36 116H37V118L39 117H41L40 118V120H41V122L40 123H38L39 124V128H38V125L37 126H35L34 127V125L35 124H37V122L35 123L34 122V125H33V121H32V125H33V127H28V126H25V124L22 126V124L23 123H21L20 124V122L18 121L17 122V119H16V121H14V119H12L11 118V113H10V116H9V114H7V113H5V112H2L1 110H0V148H2V147H4V148H6V151L8 150V142H9V140L7 141L6 140V136L8 135V134H10L11 136H13V137H15V140H14V143H15V145L16 146H22V147H20V148H17L16 150H8L7 152H4L3 150H1L0 149V205L2 206V204H1V199H4V200H7V202L10 200V201H14L15 203H12L13 204V206L14 207H18V204L19 205H24V206H26L28 209H25V208H23V213L26 215H28L30 212H32L33 213V215H34V217L36 218L35 220H34V222L32 221V220H30V223H31V227H36V228H38V229H40V234H38L39 236H40V240L39 241H37L36 240V238H34L33 239V237H32V239H31V237H30V235H28V237H30L29 238V240H25V234L23 233L22 235H23V240H20V238L22 239V237H20V236H18V238L17 237H15V238H17V239H12V238H14V236L12 235V233L10 232V234H8L9 232H7L6 230H7V227L9 226V225H7V227H6V225L4 226V227H6V230H5V228H4V231H6L7 232V234H8V236H6V235H4L5 234V232H3V228H2V230L0 229V244H5L6 246H8L7 248V250L6 251H2V250H0V260L2 259V261H0V263L1 264H46V263H48V261H51L52 259H53V263H54V260H56L55 261V264H89V260L87 261L88 263H86L85 261L82 263V261L83 260H81L80 258L81 257H79V259L81 260H79V259H77L78 257H76L75 255H73V254H69V253H66L65 251H63V249L65 250L66 249V247H69V248H71L70 246H72V244H69L70 242H73V245H75L74 243H78V242H80V241H85V243H86V245H85V247H84V251L86 252V254L88 253V255L92 258V260L94 261V258L97 256V257H99V258H103V260L105 261H107L108 259L110 260L109 261V263H112L111 262V259L112 260H115L116 261V263L117 262H121V264H144V258L143 259H141L143 256H142V254L140 255V252H138L137 251V248H138V243L139 242H141V243H145V242H148V240L151 238V236H149V235H146V234H143V233H141V232H139V231H137L136 230V227L137 226H139V225H144V220H142V218H144V217H141L140 215H139V212L138 211H135V210H133V207H132V209L130 208V207H127L128 205H129V203H128V205L126 206V204L124 205V203L123 204H121V203H117L118 205H116V203H115V206H114V203H113V206H114V209H115V211H116V213H118V214H116V213H113L114 214V216H119L120 218L121 217H123L122 215H125L127 218L126 219H128V220H130L129 222H135L134 224H133V226H132V224H131V227H127V226H124V228H122V226H121V219L120 218H113V219H111L112 217H114L113 215L111 216V215H109L108 217L107 216H105L104 214H103V212L102 213H100V212H97V211H94V209H96V208H98L99 209V207H101V209H102V206H103V204H104V206H105V202H106V207H107V199H105L104 198V202L103 201H101L102 200V197L101 198H99V196L98 195H96L95 193H93V192H90L89 190H87V189H85V188H83V186L85 185H83L82 187H81V185H80V182H78V180L80 179V174L78 175V180H77V183H76V180L74 179V181H73V178L75 177L76 179H77V177H76V175L75 176H72L73 178L71 179L70 177H71V175H74V174H71L70 175V177H68L67 178V175H68V173L66 174V171H68V172H74V170H75V172H76V174H77V171L78 170H81V169H83V168H86L87 170H89V172H90V170H91V168L93 169L94 168V166H95V164H94V162H96V164L98 163L99 164V162H102L101 163V166L102 165H104V163H105V161H107L108 159L111 161V162H113L114 164H116V166L118 167H120V168H122L123 167V170L125 169V170H127V171H130V172H132V173H135L136 175H137V177H141L142 178V180H143V178L146 180V183H148V181L151 183V184H155V183H153V182H157V181H160L161 183H163L162 182V180L161 179H163V177H161L160 176V174H157V173H153V172H151V171H149V170H146L145 168H147V167H145V168H143V167H136V166H134L133 164H131V162L130 161H128V160H122L120 157H119V154H117V148L114 150V149H111L108 145H107V143L108 142H110V141H112V139H110V141H106L104 144L102 143V145L100 146V145H98L97 143L96 144H94V142H91V141H88V138H87V140L86 139H84V138H78V137H85V136H82V135H84L85 133H86V131H87V129H86V131L84 130L83 131V129L80 127L79 128V126L77 125H75V124H71V122L69 123L67 120L68 119H66L65 118V120H62V118H61V116H60V118L58 117H53L54 119H51V121L50 120H48L46 117H44L43 116V114L44 115H46V114H48V112H49V116H50V118H51V112L53 113V111L55 112V113H58V111H57V109H58V107H60V106H58L55 102H53V101H49L48 100V97H46V99H44V100H42ZM54 101H55V98H54ZM73 101V100H72ZM93 101H94V99H93ZM102 101H103V97H102ZM106 101V100H105ZM106 101V102H107ZM125 101H124V103H125ZM128 102H129V100H127ZM126 101V103H127V105H130V103L128 104V102ZM170 101V100H169ZM196 101V100H195ZM63 102V101H62ZM82 102H83V100H82ZM90 102V101H89ZM114 102V103H115ZM121 102V101H120ZM132 102V101H131ZM142 102V103H143ZM153 102H155V101H153ZM157 102V101H156ZM210 102V101H209ZM58 103H60V101L58 102ZM83 103H85V102H83ZM88 103V102H87ZM86 103V104H87ZM165 103H166V101H165ZM205 103V102H204ZM11 104H13V105H11ZM17 104V105H16ZM23 104H21L22 106H23ZM48 104H49V106L50 107H47L48 106ZM96 104V103H95ZM117 104V105H116ZM115 104V106L114 105H111V107L113 106L114 107V110H115V112L114 113H112L111 112V110H110V108H109V111H110V113H112L111 114V117H110V120L112 121V122H118V124L119 125H117V126H115L114 128H111V129H115V130H118V132L120 131V133H123V136H126V135H128V134H130L131 135V138H129V140L131 139V140H135L134 139V137H132L133 135H136V136H142V137H144L143 136V134H144V131L146 130L147 132H148V138L150 137V139H152L151 138V131L148 129L150 126H152L153 128H154V126H155V124H156V121H157V119L155 120V115L154 114H156L155 112L154 113H152L150 110H148V111H150L151 112V114H153L155 117L153 118L154 119V122H153V120H151L153 123H155V124H152V123H144V124H142L141 122H140V120L137 122L135 119H141V118H144L145 119V121H146V118H148V119H150V118H152V116H151V114L150 113H143V114H145L144 116H143V114L139 111L138 113L140 114V115H142L143 117H140V115H139V117H137L138 115H135V116H133L132 118H133V120H135L134 122H131V121H129V119L128 120H126V122H125V124H120L119 122L123 119V118H125L127 115H126V113L128 114L129 112H127V110H126V108L124 109V107H129V106H127V105H123V104H119V102L118 103H116ZM119 104V105H118ZM132 104V103H131ZM134 104V103H133ZM150 104H152V105H150ZM155 104V105H154ZM76 105V104H75ZM74 105V106H75ZM161 105V104H160ZM166 105V104H165ZM186 105V104H185ZM190 105V104H189ZM188 105V106H189ZM7 106V105H6ZM23 106V107H24ZM73 106V105H72ZM99 106H100V104H99ZM135 106V105H134ZM183 106V107H182ZM195 105H193V106H191V107H194ZM203 106V105H202ZM216 106V105H215ZM214 106V107H215ZM44 107V106H43ZM47 107V108H46ZM79 109H80V107L79 106H77ZM94 107V106H93ZM102 107H103V105H102ZM106 107V106H105ZM190 107V106H189ZM220 107V106H219ZM16 108V107H15ZM14 108V109H15ZM76 108V107H75ZM155 108V109H154ZM185 108V107H184ZM195 108V107H194ZM209 108H210V106H209ZM2 109V108H1ZM4 109V108H3ZM5 109H7V108H5ZM10 109V108H9ZM19 109V108H18ZM25 109H23V110H25ZM90 109V108H89ZM94 109V108H93ZM100 109V108H99ZM101 109H103L104 110V108H101ZM111 109H113V108H111ZM128 109V108H127ZM142 109V108H141ZM210 109H212V108H210ZM209 109V110H210ZM217 109H218V106H217ZM12 110V109H11ZM47 110H49V111H47ZM52 110V111H51ZM85 110V109H84ZM95 110V109H94ZM132 110V109H131ZM164 110V109H163ZM162 110V112H160V115L164 112ZM190 110V109H189ZM204 110V109H203ZM214 110V109H213ZM222 110V109H221ZM14 111V110H13ZM19 111H20V109H19ZM19 111H18V114L17 113H15V114H17V115H19ZM26 111V110H25ZM57 111V112H56ZM65 111V110H64ZM67 111V110H66ZM76 111H78V110H76ZM90 111V110H89ZM108 111V110H107ZM129 111V110H128ZM206 111V110H205ZM15 112V111H14ZM42 113V115H39V113ZM60 112V111H59ZM85 112V111H84ZM100 111L98 110V113H99ZM132 112H133V110H132ZM172 112V111H171ZM27 114H28V112H26ZM69 113V112H68ZM70 113H71V111H70ZM81 113V112H80ZM79 113V114H80ZM90 113H92L91 111H90ZM93 113H95V112H93ZM104 113H105V111H104ZM158 113H159V111H158ZM165 113H166V111H165ZM184 113H185V110H184ZM183 113V115L181 114V113H179V114H181L182 116H183V118H184V116L186 117V114H184ZM208 113V112H207ZM210 113V112H209ZM14 114V113H13ZM14 114V115H15ZM51 114V115H50ZM74 114V113H73ZM87 114V113H86ZM105 114H107V113H105ZM104 114V115H105ZM136 114H137V112H136ZM189 114V113H188ZM188 114H187V116H188ZM199 114H200V112H199ZM210 114H212V112L210 113ZM218 114V113H217ZM24 115V114H23ZM22 115V116H23ZM110 115V114H109ZM108 115V116H109ZM159 115V114H158ZM160 115H159V117H160ZM166 115H168L167 113H166ZM165 115V118L167 117ZM169 115H171V114H169ZM168 115V116H169ZM175 115V114H174ZM191 115V114H190ZM203 115H204V113H203ZM57 116V115H56ZM58 116H59V114H58ZM78 116V115H77ZM81 116H82V114H81ZM93 116V115H92ZM176 116H177V114H176ZM179 116V115H178ZM206 116V115H205ZM208 116H209V114H208ZM62 117H64V116H62ZM73 117V116H72ZM71 117V118H72ZM84 117V116H83ZM158 117V116H157ZM161 117H162V115H161ZM188 117H192L193 118V115H191V116H188ZM188 117H187V120H188ZM202 117V116H201ZM17 118V117H16ZM27 118V117H26ZM26 118H25V120H26ZM37 118H35V119H37ZM74 118V117H73ZM78 118H80L79 116H78ZM77 118V119H78ZM87 118V117H86ZM93 118H95V116L93 117ZM128 118V116L126 117V119ZM163 118H164V115H163ZM169 118V117H168ZM170 118H174V117H171L170 116ZM213 118H214V116H213ZM263 118H264V116H263ZM19 119V118H18ZM21 119V118H20ZM59 119V120H58ZM64 119V118H63ZM82 119H85V118H82ZM99 119V118H98ZM97 119V120H98ZM109 118L107 117V119L106 120H108ZM147 119V120H148ZM190 119V118H189ZM204 119H206V121H207V117H204ZM81 120V119H80ZM89 120V119H88ZM100 120V119H99ZM102 120H105V117H104V119H102ZM142 120V119H141ZM159 120V119H158ZM161 120H162V118H161ZM165 120H168V119H165ZM175 120V119H174ZM196 120V119H195ZM200 120V119H199ZM21 121H23L22 119H21ZM29 121V120H28ZM35 121V120H34ZM37 121L39 122V119H37ZM82 121V120H81ZM94 121H95V119H94ZM122 121H124V120H122ZM127 121H129V123H127ZM150 121V120H149ZM160 121V120H159ZM169 121H172V120H169ZM175 121H177V120H175ZM186 121V120H185ZM185 121H184V123H185ZM198 121V120H197ZM203 121V120H202ZM208 121H210L209 119H208ZM207 121V122H208ZM212 121H213V119H212ZM24 122V121H23ZM43 122H45L46 124H49V125H51V127H52V130H49V129H46V127L45 126H48V125H44V129H41L43 126H42V123ZM84 122V121H83ZM80 123L81 124V126H82V124H85V123H87V122H85V123ZM99 122H101V121H99ZM104 122V121H103ZM142 122H144V120H142ZM147 122V121H146ZM179 122V123H178ZM177 123L178 124H181L180 123V121H178ZM182 122V121H181ZM207 122H206V124H207ZM216 122V121H215ZM30 123H31V121H30ZM79 123V122H78ZM98 123V122H97ZM110 123V122H109ZM138 123H141L142 125V127L140 126L139 127V125L140 124H138ZM170 122H168V125L170 126V124H169ZM187 123H188V121H187ZM209 123V122H208ZM219 123V122H218ZM88 124H90L89 122H88ZM95 124V123H94ZM115 124V123H114ZM167 124V123H166ZM193 124H195V122L193 123ZM27 125V124H26ZM29 125V124H28ZM56 127H55V126ZM87 125V124H86ZM112 125V127L114 126L113 124H111ZM111 125H109L110 127H111ZM160 125H161V123H160ZM182 125V124H181ZM186 125V124H185ZM203 125V124H202ZM158 126H159V124H158ZM178 126V125H177ZM180 126V125H179ZM208 127H209V124L207 125ZM211 126H213V127H217L218 129L220 128V126H217L216 124H211ZM103 127V126H102ZM101 127V128H102ZM110 127H107V129H105V130H110L111 131V129H109ZM163 127H164V124H163ZM208 127H206V128H208ZM48 128V127H47ZM49 128H50V126H49ZM56 128L59 130V133L56 131ZM101 128L99 127L98 129H99V132H97V134H96V131L94 132L96 135H97V137H99V135H101V134H99L100 133V131H101ZM103 128H105V127H103ZM156 128V127H155ZM160 128V127H159ZM171 128H173L172 127V125H171ZM183 128V127H182ZM182 128H181V130H182ZM188 128H190V129H192V126L191 127H187V130H188ZM148 129V130H147ZM220 129H223V128H220ZM161 129H159V132H160V134L162 133V132H164V130L161 132L160 131ZM226 130V132H223V134H228V135H231L230 134V131L231 130H229V133H228V131H227V129H225ZM224 130V131H225ZM145 131V132H146ZM176 131H177V129H176ZM186 131V130H185ZM189 132H190V130H188ZM192 131V130H191ZM210 131V130H209ZM233 131V130H232ZM231 131V133L232 134H234L233 132ZM239 132L241 131V130H238ZM243 131V130H242ZM88 132V131H87ZM92 132V133H93ZM175 132V131H174ZM195 132V131H194ZM203 132H204V130H203ZM208 132V131H207ZM219 133H222V131H218ZM247 132H249V131H247ZM93 133V134H94ZM113 133V132H112ZM193 133V132H192ZM196 134L198 133V132H195ZM244 133V132H243ZM87 134H89V132L87 133ZM92 134V135H93ZM114 134V133H113ZM126 134V135H125ZM153 134H155L154 133V131H153V133H152V135ZM180 134V133H179ZM240 134V133H239ZM249 134L252 136V135H254V139L256 138V137H258L259 135H257V134H254L253 132L252 133H248V137H250L249 136ZM9 135V136H10ZM90 135H91V132H90ZM197 135H199V133L197 134ZM246 135V134H245ZM245 135H243L242 136V138H246L247 137V135H246V137H244ZM10 136V137H11ZM78 136V137H77ZM94 136V135H93ZM155 136H157V134L155 135ZM155 136L153 135L152 137H154L153 138V140L155 139ZM184 136V135H183ZM200 136V135H199ZM202 136V135H201ZM203 136H204V134H203ZM238 136V135H237ZM95 137V136H94ZM128 137H130L129 135L127 136V138ZM141 137V138H142ZM145 137H147V136H145ZM196 137V136H195ZM195 137H193V138H195ZM224 137V136H223ZM231 137H233V136H231ZM240 137V136H239ZM86 138V137H85ZM100 138V137H99ZM101 138H102V136H101ZM100 138V139H101ZM121 137H119V139H120ZM123 138V139H122ZM121 139V141L118 139L117 140V143L118 144H120L121 143V145H122V147L123 146H128L129 145V143H130V145L131 144H133V141L131 142V140H130V142L128 141L127 142V140H126V137L124 138V137H122ZM139 138V137H138ZM187 138V137H186ZM191 138V137H190ZM234 138H237V137H234ZM241 138V137H240ZM242 138H241V140H242ZM8 139V138H7ZM13 139V138H12ZM103 139V138H102ZM145 139V138H144ZM144 139H142V140H144ZM147 139V138H146ZM157 139H158V137H157ZM156 139V140H157ZM160 139V138H159ZM178 140H179V138H177ZM192 139V138H191ZM200 139H202V138H200ZM204 139V138H203ZM238 139V138H237ZM249 139V138H248ZM108 140H109V138H108ZM142 140H140V141H142ZM149 140V139H148ZM166 140V139H165ZM199 139H197V141H198ZM206 140L208 141V139L206 138ZM210 140V139H209ZM247 140V139H246ZM12 142H13V140H11ZM10 141V142H11ZM105 141V140H104ZM115 141L116 140H114V143H115ZM118 141H120V142H118ZM158 141V140H157ZM156 141V142H157ZM175 141L176 140H174V143H175ZM201 141V140H200ZM203 141V140H202ZM9 142V144H10V146H11V143ZM19 142V143H18ZM113 142V141H112ZM111 142V143H112ZM136 142V141H135ZM165 142V141H164ZM173 142V141H172ZM179 142H180V140H179ZM190 142V141H189ZM196 142V141H195ZM203 142H205V141H203ZM254 142H255V140H254ZM256 142H258V141H256ZM100 143V142H99ZM142 143H143V141H142ZM166 143H167V140H166ZM178 143V142H177ZM200 143V142H199ZM244 143H245V139H244ZM21 144V145H20ZM106 144V145H105ZM171 144V143H170ZM176 144V143H175ZM190 144H191V142H190ZM121 145H119V146H121ZM135 145V144H134ZM146 145H147V143H146ZM159 145V144H158ZM157 145V146H158ZM165 145V144H164ZM163 145V146H164ZM168 145H169V141H168ZM182 145H183V142H182ZM245 145H247V144H245ZM256 144H254V146H255ZM7 146V147H6ZM9 146V147H10ZM138 146V145H137ZM154 146V145H153ZM177 146V145H176ZM260 146H261V144H260ZM115 147V146H114ZM121 147V148H122ZM140 147H142V146H140ZM11 148V147H10ZM13 148V147H12ZM128 148H129V146H128ZM132 148V147H131ZM134 148H135V146H134ZM144 148H145V146H144ZM155 148V147H154ZM157 148V147H156ZM165 148H167L168 149V146H165ZM257 148V147H256ZM264 148V147H263ZM127 149V148H126ZM125 149V150H126ZM136 149V148H135ZM140 149V148H139ZM148 149V148H147ZM147 149H146V151H147ZM172 149V148H171ZM178 149H179V146H178ZM181 149H182V147H181ZM188 149H189V147H188ZM191 149V148H190ZM195 149V148H194ZM129 150H130V148H129ZM157 150H159V148L157 149ZM165 150V149H164ZM174 150H176V149H174ZM180 150V149H179ZM179 150H177L178 152H179ZM258 150H259V148H258ZM139 151V150H138ZM153 151V150H152ZM162 151H163V149H162ZM187 151V150H186ZM43 152H49L50 153V155L49 156H45V155H43V156H45V157H47L48 159V161L46 160V163L45 162H42V161H39L40 160V157H41V154L40 153H43ZM130 152V151H129ZM128 152V153H129ZM132 152V151H131ZM133 152H134V150H133ZM161 152V151H160ZM39 153V154H38ZM127 153V152H126ZM125 153V154H126ZM127 153V154H128ZM136 153V152H135ZM141 153V152H140ZM142 153H143V151H142ZM146 153V152H145ZM154 153H156L155 151H154ZM163 153H165V152H163ZM174 153V152H173ZM189 153V152H188ZM121 154H122V151H121ZM134 154V153H133ZM151 154H152V152H151ZM177 154V153H176ZM179 154H180V152H179ZM182 154V153H181ZM187 154V153H186ZM190 154H191V150H190ZM40 155V156H39ZM157 155V154H156ZM160 155H161V153H160ZM54 157V159H52L53 157ZM153 156V155H152ZM176 156V155H175ZM222 156V155H221ZM136 157V156H135ZM149 157V156H148ZM167 157V156H166ZM165 157V158H166ZM172 157V156H171ZM170 157V158H171ZM44 158V157H43ZM58 160V161H60V163H58V164H60L61 166H59L60 168L62 167L63 169H64V172H65V174H66V176H64V174H63V176L62 175H60V174H56V172L58 171V169L56 170V172L55 171H53V169L51 168V166L53 165L52 163H53V160H56V159ZM128 158V157H127ZM146 158V157H145ZM145 158H144V160H145ZM156 158V157H155ZM164 158V159H165ZM169 158V157H168ZM169 158V159H170ZM133 159H134V157H133ZM140 159H141V157H140ZM148 159V158H147ZM151 159H152V157H150L149 158V161H151ZM249 159V158H248ZM248 159H246V160H248ZM44 160H45V158H44ZM104 160V161H103ZM143 160V161H144ZM166 160V159H165ZM189 160H191V158H189ZM221 160V159H220ZM263 160V159H262ZM140 161V160H139ZM138 161V162H139ZM147 161V160H146ZM148 161V162H149ZM158 161V160H157ZM160 161H161V159H160ZM159 161V162H160ZM168 161V160H167ZM170 161H172L171 159H170ZM223 161V160H222ZM222 161H220V163L222 162ZM260 161V160H259ZM142 161H140V163H141ZM173 162V161H172ZM180 162H182V161H180ZM224 162V161H223ZM252 162V161H251ZM55 163H56V161H55ZM143 163V162H142ZM162 163H163V161H162ZM190 163V162H189ZM106 164V163H105ZM153 164V163H152ZM155 164V163H154ZM170 164V163H169ZM180 164V163H179ZM182 164H183V162H182ZM188 164V163H187ZM163 165V164H162ZM171 165V164H170ZM197 165V164H196ZM221 165V164H220ZM54 166H55V164H54ZM107 166V165H106ZM144 166H145V164H144ZM147 166V165H146ZM150 166V165H149ZM154 166V165H153ZM161 166V165H160ZM178 166V165H177ZM207 166V165H206ZM255 165H253V167H254ZM113 167H114V165H113ZM252 167V166H251ZM260 168V170H258V174L256 173V174H252V176H255V178L253 179V180H251V181H249V180H241V181H236V183H237V185H236V192H237V197H238V201L236 202L237 203V205H236V207H235V209L234 210H238L237 211V213L239 214V218L237 219H230L229 217H228V213L231 211V209H232V206H230L229 204L228 205H226V204H221L219 201H214V200H212V199H210V197H208L207 195H205V193L203 192V193H201L200 195H197V197H196V201H198V202H201L202 204H204V207H203V214L202 215H206V216H203V218L204 217H206V218H213V217H219L220 219H221V221H222V224H220L219 225V229H220V231L223 229V227L225 226V231H223V232H226L227 233V236H226V238H225V236L223 237V238H221V239H224V240H226V239H229L228 240V242H223V243H221L220 242V244H218L219 246V248H223V252H225L226 250H227V247H228V249L229 248H231L230 249V251L229 252H231V250H232V248H233V251H234V249H235V251H237L236 253H238L239 254V256H240V264H249L250 263V261L252 262L254 259V257H256V254H257V252H259L260 251V253H258V254H261L263 257H264V231H263V233H261L259 236H257V238L256 237H254V236H251V235H249L248 234V230H247V227L248 226H250V225H248V224H244L243 222H241V220H243V218L245 219V217H248V213L249 212H256V211H260L259 213H262L263 214V217H264V185H263V178H262V175H264V173L263 172H261V173H259L261 170H263L264 171V164H260V165H256V168ZM105 168V167H104ZM104 168L102 169V171H104ZM108 168V167H107ZM149 168V167H148ZM153 168V167H152ZM170 168V167H169ZM174 167L172 166V169H173ZM219 168V167H218ZM225 168V167H224ZM16 169V170H15ZM112 169V168H111ZM110 169V170H111ZM156 169H157V167H156ZM175 169V168H174ZM115 170H116V168H115ZM123 170H121V171H123ZM139 170H140V172H139ZM151 170V169H150ZM165 170V169H164ZM177 170H178V167H177ZM199 170H200V168H199ZM60 171V170H59ZM95 171H97V170H95V168L93 169V170H91V172L93 173V177L92 176H88L87 177V180H90L91 182H90V185L87 183V187L89 188L91 185H92V183L94 182V177H96V173L97 172H95ZM109 171V170H108ZM107 171V172H108ZM118 171H120V169L119 170H117V172ZM153 171H156V170H153ZM157 171H158V169H157ZM161 171V170H160ZM181 171V170H180ZM196 171V170H195ZM212 171V170H211ZM210 171V172H211ZM214 171V170H213ZM216 171V170H215ZM232 171H234V170H232ZM236 171V170H235ZM245 170H243V172H244ZM252 171V170H251ZM62 172V171H61ZM82 171H80V172H78V173H81ZM95 172V173H94ZM104 172H106V170L104 171ZM138 172V173H137ZM167 173L166 174H169L170 172H169V170H167L166 171ZM169 172V173H168ZM218 172H219V170H218ZM238 172V171H237ZM240 172V171H239ZM247 172V171H246ZM63 173V172H62ZM113 173V172H112ZM124 173V172H123ZM128 174H129V172H127ZM132 173L130 174L131 176H132ZM180 173V172H179ZM186 173V172H185ZM228 173V172H227ZM233 173H235V172H233ZM251 173V172H250ZM263 173V174H262ZM82 174H83V172H82ZM91 174V173H90ZM95 174V175H94ZM99 174H102V172L100 173V170H99V172L97 173V178L99 177L100 178V175ZM107 175H109L110 176V174L109 173H106ZM126 174V173H125ZM128 174H126L127 176H128ZM229 174V173H228ZM238 174H240V173H238ZM247 174H249L248 172H247ZM113 175H115V174H112L111 176H113ZM130 175H129V179H128V183H129V185H130V181H132L133 180V176H132V178L130 179ZM135 175V176H136ZM164 175H165V173H164ZM202 175V174H201ZM204 175H207V172L204 174ZM251 175V174H250ZM80 176V177H79ZM118 176V174L116 175V177ZM121 176V175H120ZM126 176V177H127ZM172 176V175H171ZM175 176V175H174ZM261 176V177H260ZM115 177V176H114ZM122 177V176H121ZM136 177V178H137ZM139 177V180L141 179ZM166 177V176H165ZM169 177V176H168ZM231 177V176H230ZM260 177V178H259ZM71 180H70V179ZM103 178V177H102ZM101 178V179H102ZM178 178V177H177ZM233 178V177H232ZM262 178V179H261ZM111 179V178H110ZM114 179V178H113ZM121 179V182L122 181H125V179L124 180H122V178H120ZM173 179V178H172ZM82 180V179H81ZM84 180V179H83ZM82 180V181H83ZM112 180V179H111ZM134 180L135 181H138L137 179H135L134 178ZM141 180V181H142ZM212 180V179H211ZM262 180V181H261ZM115 181H117V180H115ZM169 181H170V179H169ZM179 181V180H178ZM233 180H231V179H224V181L223 182H219L217 185H218V187H232L234 184H235V181L234 182H232ZM102 182V181H101ZM113 182V181H112ZM120 182V183H121ZM140 182V181H139ZM175 182V181H174ZM177 182V181H176ZM79 183V184H78ZM84 183V182H83ZM106 183V182H105ZM104 183V184H105ZM126 183V182H125ZM125 183H124V186L122 185V187H123V189H128V187H126V185H125ZM127 183V184H128ZM213 183V182H212ZM117 186H118V181H117ZM133 184H135V182L133 181ZM132 183H131V185L130 186H134ZM142 185H144V182L143 183H141ZM164 185H166V183H163ZM106 185V184H105ZM138 185H140V184H138ZM141 185V186H142ZM146 185V184H145ZM156 185V184H155ZM157 185H159V183L157 184ZM156 185V186H157ZM169 185V184H168ZM187 185V184H186ZM86 186V185H85ZM97 186V185H96ZM107 186V185H106ZM141 186H139V191L141 190L140 189V187ZM146 186H148V184L146 185ZM146 186L144 187L145 189H146ZM160 186H162V185H160ZM190 186V185H189ZM101 187H103L102 185H101ZM108 187V186H107ZM119 188L121 187V186H118ZM166 187H168L167 185H166ZM170 188H171V183H170V186H169ZM180 187V184H179V186H178V188ZM185 187V186H184ZM98 188H100V184H99V187ZM97 188V189H98ZM138 186H137V184H136V190L138 191ZM142 188V187H141ZM155 188V187H154ZM153 188V189H154ZM92 189V188H91ZM104 189V188H103ZM108 189V188H107ZM132 189V191H133V188H131ZM134 189H135V186H134ZM148 189V188H147ZM168 189V188H167ZM186 189H187V187H186ZM208 189V188H207ZM124 190V191H125ZM136 190H134V194H136L137 195V193H139V192H136ZM155 190V189H154ZM179 190V189H178ZM244 190H247V192L249 191V195L248 194H244L243 193V191ZM108 191V190H107ZM109 191H110V189H109ZM117 191H119V190H117ZM122 192H123V190H121ZM126 191H128V190H126ZM142 191V190H141ZM156 191V190H155ZM110 192H112V190L110 191ZM130 192V191H129ZM143 192V191H142ZM149 193H150V191H148ZM164 192H165V190H164ZM235 192V193H236ZM127 193V192H126ZM132 193V192H131ZM146 193V192H145ZM166 193V192H165ZM234 193V192H233ZM105 194H106V189H105ZM104 194V195H105ZM123 194V193H122ZM129 194V193H128ZM140 194V193H139ZM175 194H176V192H175ZM187 194H189V193H187ZM107 195V194H106ZM131 195V194H130ZM144 195V194H143ZM157 195H158V193H157ZM107 196H109V195H107ZM113 196L114 195H112V199H113ZM148 196H149V194H148ZM176 196V195H175ZM177 196H178V193H177ZM110 197H111V195H110ZM115 197V196H114ZM118 197V196H117ZM129 197V196H128ZM167 196H165V198H166ZM108 198V197H107ZM119 199H120V196L118 197ZM117 198V199H118ZM123 198V197H122ZM125 198V197H124ZM123 198V199H124ZM126 198H127V194H126ZM133 199H135L136 200V197H132ZM168 198V197H167ZM181 198V197H180ZM128 200H130L129 198H127ZM220 199H222V198H220ZM105 200H107V201H105ZM132 200V199H131ZM135 200H132L133 202L135 201ZM140 200V199H139ZM146 200V199H145ZM167 200H170V199H167ZM237 200V199H236ZM120 201H122V200H120ZM136 201H138V199L136 200ZM143 201H144V199H143ZM142 201V202H143ZM108 202H110V201H108ZM111 202H113L112 200H111ZM117 202H118V200H117ZM185 202V201H184ZM231 202V201H230ZM18 203V204H17ZM135 203V202H134ZM183 203V202H182ZM229 203V202H228ZM122 206H121V205ZM132 204V203H131ZM11 205V204H10ZM102 205V206H101ZM121 207H120V206ZM149 205V204H148ZM103 206V207H104ZM119 206V207H118ZM133 206V205H132ZM136 206H137V204H136ZM136 206H134L136 209H137V207ZM143 206H144V203H143ZM110 207L113 209V207L110 205ZM110 207H108V209L110 208ZM202 207V206H201ZM12 208V207H11ZM10 208V209H11ZM145 208V207H144ZM231 208V209H230ZM252 208V209H251ZM97 209V210H98ZM138 209H140L139 207H138ZM230 209V210H229ZM2 210V209H1ZM4 210V209H3ZM2 210V212H4ZM17 210V208L15 209V211L13 212V208H12V212L11 211H8L7 213H5V214H0V216L3 218V219H5V220H7L8 221V223L10 222H13V223H15V224H13V223H11V224H13V225H16V224H21V225H23V219L21 220L20 219V215H21V213L20 212H17L16 211ZM204 210H205V214H204ZM20 211H21V209H20ZM114 211V212H115ZM140 211V210H139ZM229 211V212H228ZM112 212H113V210H112ZM119 212H120V214H119ZM232 212V211H231ZM31 214V213H30ZM110 214H112V213H110ZM142 214V213H141ZM144 214V213H143ZM152 214V213H151ZM199 214H201V212H195V215L197 216V215H199ZM26 215V217H28ZM149 215V214H148ZM23 216V215H22ZM111 216V217H110ZM32 218H33V216H31ZM148 216L146 215V218H147ZM21 218H23V217H21ZM29 218V217H28ZM151 218V217H150ZM118 219H120V220H117ZM240 219V220H239ZM4 220V221H5ZM124 220V219H123ZM208 220H210V219H208ZM21 221H22V223H21ZM206 221V220H205ZM225 223H224V222ZM258 221V220H257ZM25 222V221H24ZM32 222L34 223L33 224V226H32ZM35 222H37V224L35 225ZM206 222H208V221H206ZM206 222H204V223H206ZM147 223V220H146V222H145V226H149L148 224H146ZM210 223H212L213 224V222H211L210 221ZM263 223V222H262ZM262 223H261V225H262ZM28 224V223H27ZM125 225H126V223H124ZM128 224V223H127ZM150 224V223H149ZM195 224V223H194ZM250 224V223H249ZM29 225V224H28ZM130 225V224H129ZM142 225V226H143ZM246 225H247V227H246ZM254 225V224H253ZM0 226L1 227H3L1 224H0ZM136 226V227H135ZM196 226V225H195ZM256 226V225H255ZM14 227H16V226H14ZM13 226H12V228H13V230H12V232H16L17 231V233L18 232H20L19 230H18V228H21V226H19L18 227V225H17V227L16 228H14ZM31 227H29V226H27L26 227V225L24 226V228H22L21 229V231L23 230V229H25V228H27V232L29 231L28 229H34V227L33 228H31ZM56 227L58 228V230H60V231H58V232H61V231H63V236H62V239H63V241H62V243L60 244L61 245V247H59L57 244H56V242H57V240H59V239H57L56 240V238H54L55 239V241H54V243L55 244H53L52 245V242L50 241V238H51V236H53V234H55V230H56ZM251 227V226H250ZM250 227H248V228H250ZM8 228H10V227H8ZM35 228V230H37ZM147 227H145V230H147L146 229ZM150 228V227H149ZM148 228V229H149ZM193 228V227H192ZM206 228L207 227H205V230H206ZM14 229H16V230H14ZM144 229V228H143ZM194 229V228H193ZM199 229H200V231L202 230V232L204 231L203 230V227H202V225H198L197 227H196V231H195V229H194V231L198 234V232H199ZM9 230V229H8ZM26 230V229H25ZM24 230V231H25ZM70 230V231H69ZM138 230H139V228H138ZM151 230V229H150ZM10 231V230H9ZM39 230H37V233H39L38 232ZM148 231V230H147ZM159 231V230H158ZM218 232V234H220V235H222L221 234V232ZM14 232V233H15ZM201 232V236H202V234L204 235V236H207V235H205V233L206 234H209L208 235V237H210L211 236V232L210 233H208V230H207V232H205L204 231V233H202ZM3 233V234H2ZM22 233V232H21ZM20 233V234H21ZM32 233H34L33 231H32ZM62 233V232H61ZM157 233V232H156ZM159 233H161V232H159ZM196 233H194L195 235H197ZM19 234V233H18ZM17 234V235H18ZM30 234H31V230H30ZM42 234V235H41ZM212 234H214V233H212ZM217 234V233H216ZM217 234V235H218ZM12 236V238H11V236ZM25 235V236H24ZM32 235V234H31ZM38 235H36L37 236V239H39L38 237ZM163 235V234H162ZM199 235H200V232H199ZM215 235V234H214ZM224 235V234H223ZM55 236V235H54ZM165 236V235H164ZM216 236V235H215ZM27 236H26V239L28 238ZM35 237V236H34ZM55 237H57L58 238V235L57 236H55ZM60 237H61V235H60ZM167 237V236H166ZM222 237V236H221ZM237 238V240H236V242L234 241V239H236ZM154 238V237H153ZM155 238H159V239H155L156 241H157V243H159V244H161V246H159V248L161 247V250L163 251V250H165L164 252H166L167 253V249L172 253V251H173V255H172V257L174 258V255L177 257V261L179 262L178 264H189L187 261L188 260H186L185 258H187V255H186V257L185 258H182L181 257V255H179L178 254V252L176 253L175 252V249H173V245H171V242H170V244L169 245H171L170 246V248L171 249H169V247H168V245H166V243L165 242H163L161 239H162V237H160V234L159 235H156V237ZM161 238V239H160ZM164 238V237H163ZM218 238H219V236H218ZM234 238V239H233ZM31 239V240H30ZM52 239H53V237H52ZM215 239V238H214ZM213 239V240H214ZM257 240V241H259L258 243H259V245H258V249H259V251H257V248H255V246H254V244H253V246H254V248L256 249H251L250 247V249L248 248V244L250 243V242H255L254 240ZM86 240H88L87 242H86ZM154 240V239H153ZM166 240H167V238H166ZM169 240V239H168ZM207 240V239H206ZM35 241H37V242H35ZM150 241V240H149ZM155 241V242H156ZM216 241V240H215ZM227 241V240H226ZM248 241H249V243H248ZM151 242V241H150ZM154 242V241H153ZM58 244H59V242H57ZM217 243H218V241H217ZM248 243V244H247ZM257 243V242H256ZM51 244V245H50ZM80 244V243H79ZM138 244V245H137ZM155 244V243H154ZM153 243H152V245H154ZM159 244H157V245H159ZM172 244H173V242H172ZM81 245V244H80ZM146 245V244H145ZM147 245H148V243H147ZM216 244H214V246H215ZM252 245V244H251ZM83 246H84V243H83ZM144 246V245H143ZM17 248V250H16V253H14L13 251H14V248ZM73 247V246H72ZM174 247H176V246H174ZM215 247H217V246H215ZM81 248V247H80ZM86 248V249H85ZM149 248V247H148ZM156 248H157V246H156ZM159 248H157V249H159ZM4 249H5V247H4ZM151 249V248H150ZM150 249H149V251H150ZM215 249V248H214ZM217 249V248H216ZM224 249H225V251H224ZM75 250H77L76 249V247H75ZM79 250V249H78ZM139 250V249H138ZM172 250V251H171ZM178 250V249H177ZM181 250V249H180ZM219 250V249H218ZM253 250V251H252ZM153 251H155V248H154V250ZM153 251H151V253L153 252ZM183 251V250H182ZM213 251V250H212ZM214 251H216V250H214ZM156 252V251H155ZM157 252H158V250H157ZM184 252V251H183ZM217 252V251H216ZM215 252V253H216ZM227 252V251H226ZM254 252H255V255H254ZM71 253V252H70ZM80 253V252H79ZM160 253V252H159ZM165 253V254H166ZM180 253V252H179ZM220 253H221V251H220ZM219 253V254H220ZM158 254V253H157ZM156 254V255H157ZM218 254V255H219ZM231 254V253H230ZM229 254V255H230ZM235 254V253H234ZM257 254V255H258ZM144 255V254H143ZM179 255V256H178ZM182 255H184V254H182ZM221 255H223L222 253H221ZM224 255H226V254H224ZM228 255V257H230ZM236 255V254H235ZM95 256V257H94ZM152 256H155V254L154 255H152ZM166 256V255H165ZM209 256V255H208ZM212 256V255H211ZM215 256H216V258H218V260L220 259L219 257H217V255L215 254ZM148 257H149V255H148ZM158 257V256H157ZM175 257V258H176ZM227 257V256H226ZM159 258H160V256H159ZM163 258V257H162ZM167 258V257H166ZM171 258V257H170ZM174 258V259H175ZM234 258V257H233ZM236 258V257H235ZM50 259V260H49ZM97 259V258H96ZM145 259L147 260V257H145ZM213 259V258H212ZM253 259V260H252ZM257 259V258H256ZM255 259V260H256ZM85 260V259H84ZM92 260H91V262H92ZM118 260V261H117ZM193 260H194V258H193ZM195 260H196V258H195ZM221 260V259H220ZM231 260V259H230ZM254 260V261H255ZM259 260H260V258H259ZM100 261V260H99ZM172 261H173V259H172ZM212 261V260H211ZM222 261V260H221ZM253 261V262H254ZM90 262V263H91ZM114 262V261H113ZM154 262V261H153ZM163 262H164V260H163ZM218 262V261H217ZM216 261H215V263H217ZM237 262V261H236ZM249 262V263H248ZM258 262V261H257ZM93 263V262H92ZM167 263V262H166ZM173 263H174V261H173ZM172 263V264H173ZM194 263H196L195 261H194ZM193 263V261H192V263L191 264H194ZM209 263V262H208ZM220 263H222V262H220ZM225 263H226V261H225ZM229 263V262H228ZM256 263V262H255ZM94 264H100L99 262L98 263H94ZM101 264H103V263H101ZM106 264H108V261H107V263ZM163 264V263H162ZM167 264H169V262L167 263ZM175 264V263H174ZM176 264H177V262H176ZM211 264V263H210ZM234 264V263H233ZM262 264V263H261Z\"/></svg>","mask_w":264,"mask_h":264}]
</instances>
